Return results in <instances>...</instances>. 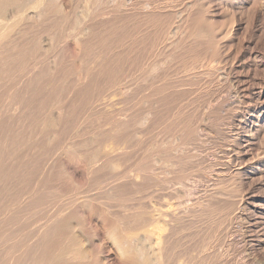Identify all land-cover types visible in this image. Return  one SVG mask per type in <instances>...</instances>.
I'll return each instance as SVG.
<instances>
[{
  "label": "rangeland",
  "instance_id": "obj_1",
  "mask_svg": "<svg viewBox=\"0 0 264 264\" xmlns=\"http://www.w3.org/2000/svg\"><path fill=\"white\" fill-rule=\"evenodd\" d=\"M26 1H28V3L30 1L35 3V4L32 3V5H34L33 7H35V5H36V7L37 6L41 7V5H44L46 3L44 5L45 6L44 9L42 8L43 10H41V8H39V7H38V9L36 7L33 8L32 5H29L31 2L29 4L27 3L28 6H30V7L26 6V8H28V10L25 11L23 14H24V17H26V15H28V14L30 15L31 13L34 12L33 14L35 15V17L37 19L34 17L33 14H31V17L33 16L32 18H35L36 20H38L36 22H32L34 24H37V25L32 24V25H34L35 29L30 28L33 26L30 25L32 18L31 17L29 18V15L27 18H29L30 20L22 21L23 23H19V24H17L19 16H18V13H16L15 11H14V13H16V14H14L12 12V10H10V9H9V12L7 11V13H10V12L13 13V14H11L12 16L9 14L10 19L9 18L6 19L7 17H9V15L7 13L5 14V15H8L7 17L4 15L3 16L0 15V17L4 18L2 20L0 18V25L2 26V27L0 26L1 29L5 28L7 23L8 24L10 23V25H8V27L5 28L3 31H7L6 29H8V31H10L9 29H11V28H9V27H12L14 30L13 31L11 30L12 32L10 31L11 34L12 33L15 34V32L16 33L18 32L19 34L23 33L22 35L20 34L22 36V38H20L21 37L20 35H18L19 37H17L16 34L15 35L12 34V37H13V35L16 37H13V39L11 41L13 43L14 42H18V43H14L13 44L14 47H13V45H10V43L12 44V42L10 41V43L8 45L11 47L8 46V48H10L11 52L13 50V54L11 53V56L12 55L13 56H12V58H8L9 60L7 59L6 63L4 62L1 64V66H3L4 68H6V66H8V64H10L11 65V66H9L10 68L8 67L10 69V71L8 69V72H7V71H5L6 69L3 70L4 68L2 69L0 67L1 68V70H0V82L3 83V84H0L1 85L0 88L2 87V89H0V94H3L7 91H9V92L11 91V95L13 94L11 96L10 93H9V95L6 93V94H3V96L1 95L2 97L0 96V102L3 103V104L1 103L3 106L0 104V108L1 109L4 108L3 109L4 111L0 109V121L2 122V123L0 122V130H1L0 131V139H1L0 140V158H1L0 159V168H1L0 170L3 171L5 169V171H4L5 173L3 172L2 173L3 175H0V182H1L0 184L3 183L2 185L7 187V188L6 187L3 188V186L0 185V202L2 201V203H0V205L2 206V207L0 206V210L2 211L3 208L7 209L9 207L8 210H6V212L0 211V215L2 213L0 218L2 217V218L7 219L9 214H10L9 217L10 216L13 217V215H14L13 212H14L16 214V217L14 215V219H16L15 220L16 223L18 222L17 224L16 223L14 224L13 223L14 219H12V221H11L12 223H10V222L8 223L9 225L11 224L10 227L8 224H6V225H8L6 227L7 229L4 228L6 226L5 225V226H2V228H4V229H2V230L0 229V230L1 231L5 230L6 232L11 231L14 233L15 232L19 233V231L22 232L24 230V228H29V234L27 233L28 229H25L24 233L26 232V234H28L29 236H30V233H34V235L31 234L32 236H30V238L31 237L32 238L29 239L28 235L25 237L26 234H24L23 232H22L23 234H20L21 233L20 232L19 233L20 236L23 235V239H22L21 238L22 236L21 237L18 236L19 234L14 236V233H13V235H12V233H7L8 234L7 235V234H5V231L4 232L0 231L2 235L3 234H4V236L6 235L5 236L6 239L4 238V236L0 235L1 236L0 242H2L4 239H5L4 240L5 242L6 241L8 242V240H12V239L16 240V242H14V244L12 241H9V243H7V242L6 243L4 242V243L9 244V245L13 244L16 247V248L13 247V249L15 248L18 250V253H15L18 255L14 256L12 254L15 251L17 252V250L12 249L11 250L12 253L9 251L11 249L10 247H12L13 245H11L9 247V245H4L2 242L1 243L2 245H4L6 248L8 247L7 249H9V250H7V251L9 253L6 252V248L4 246L3 247L5 249L2 247V245H0V249L2 248L6 252V253L4 252V254H3V251L2 252L0 251L1 252L0 255H2L0 257L2 258L4 256L2 258L4 260V258L7 257V255H8V258H6L5 261H3V263H1V258H0V263L4 264L6 262V264H7L6 260L10 261L11 259L15 262L16 259L23 256L21 254L19 255V253H20L19 251L21 250V253L23 251L21 248L24 245H27L30 241H31V244H34L38 239V237L36 235H39V233H41L40 230L42 228L44 229V226L47 227L46 226L47 222L50 224V221H51L50 219L53 216L56 217V215L53 214L57 211L56 207H59V205H60V210L62 209L61 207H63V209H64V204H65L64 202H66V204L69 202L67 204L68 210L65 206L66 210L64 212L68 213L67 211H69V210H71L72 212L74 211L76 213V216H78V218L81 219V221L83 222V223L81 222V224L78 222H75V228H74L75 230L73 232V235L77 236L80 239L82 248L87 253V260L89 262H91L92 264H133V262H135V264H157V263H160V261H158V260L159 259L162 260V258L166 257V256H165L164 252L162 253L161 250H159L160 248L158 249V245L160 247V243L157 244L158 243L157 237H159L161 235H165V236L169 237L170 235H172L171 232H169L170 235H169V233L167 234V232L170 230V228H172V230H173V228L177 227L179 222H180L179 223L180 225H178V226L179 227L181 226L180 227L181 229L180 228L178 229V227H177L176 231H177V233L182 232L181 234L178 235L179 239H181V238L182 239L180 240L181 242H179V243L177 242V244H179L180 248L181 247H184V249L186 248L185 250H183L181 248V255H182V257H180L181 259H183L185 256L186 257L188 256L185 259H187V260L190 259L191 258L190 253L193 252L191 255H192V258H193V254L195 255L194 256V263H195V261L197 262V258L199 261L200 256H201L200 258L204 257L203 259H201L200 262H197L198 264H201L203 261L204 262L202 264H205L206 262H207L206 264H210V263L216 264V263H214L215 261L217 262V264H226V263H228V264H264V0H106L107 2H105V3L108 4V6L109 5L110 6L104 7L105 3H102L103 5L102 4L101 5L104 8H102V6H100V7L103 10H101L100 7L96 8L94 6V0H53V1L51 0L52 1L51 4L53 3L52 5H54L55 3L57 4V5L55 4L52 7H49V6H51L50 3H49L50 5H47L49 0H47V2L45 0H42V1L40 0V2H39V0H37V1L36 0H34V1L33 0H30V1L26 0ZM26 1L24 2V0H23L22 3H26ZM108 1L110 2V4L108 3ZM46 7H47V11H44V10H46L45 9ZM33 9H34V11H33ZM35 9H36L37 13H35L36 12ZM39 9H40V11H39ZM56 9L58 10V12L56 11ZM41 11H44V14H47L48 17H46L47 15L44 16L43 14L39 15L40 14L39 12H41ZM104 11L106 14L104 13ZM45 12H47V13H45ZM26 13H28V14H26ZM96 13H97V15H96ZM42 15L44 16V19L47 18V20L41 19ZM35 19H33V20L35 21ZM3 20H4V22L6 21V23H4ZM9 20H10V22H9ZM29 21H30V24L28 23ZM24 22H27L28 23L27 25H30V26H28L29 28L26 27V23H24ZM3 24H5V25H3ZM18 26L19 27L21 26V27L19 28ZM57 27H59V28H57ZM164 27H166V28H164ZM169 27L171 29H173L172 35H170V37H169L168 33H170L171 29L169 30L168 29ZM173 27H175L176 29ZM26 29L27 30L31 29L32 32H30L31 30L27 32ZM81 29L83 32H81ZM160 29H161V35L166 34V38L164 37V35L162 37L160 35V37L162 39L161 44H162V41H164L166 39L167 42L165 40L164 43H167L168 45L162 44V46H161V44H160V46H159V45L155 44L156 43L155 38H156V40L158 38V40H157L158 42L160 41L159 40L160 38L158 36L160 34ZM174 29L176 31H174ZM21 30H23V31L26 30L27 33L25 32V34H24V32ZM199 30L200 31L202 30L203 32L202 31L200 32ZM64 31H66V32H64ZM162 31H164L165 33L164 32L162 33ZM207 32H209L211 34H209ZM28 33L31 35L28 36L27 35ZM190 33H191V35H190ZM201 33L205 34V36L202 34L201 35L202 37L200 36L198 38V36ZM206 33H207V36H206ZM51 34H53V35H51ZM167 34H168V37H167ZM194 34L195 35L198 34V36L197 35L195 36ZM35 37H37V38H35ZM171 37H173V40H175V41H176V37H178V38L180 37L181 39H177L179 42H177V41L175 42L172 40L173 43H171L172 41L168 40L169 38L172 39ZM18 38H19V41L21 39L20 43L17 40ZM37 39L41 43L43 42L42 45L40 43H38L39 41ZM13 40H15V41H13ZM35 40L38 42H36ZM180 40H182L181 42H183V43H181ZM169 41H170V43H168ZM194 41H195V43H194ZM22 43H23V45H22ZM176 43H177V45H178V43H181L179 48H178L179 45L175 47L174 44H176ZM15 44H17V45L20 44V47H18ZM38 44L41 45L42 47H40V46L38 47ZM182 44H184V46H181ZM152 45H153V47H152ZM165 45H167L168 48L164 47ZM25 46H27V47H25ZM33 46H37L38 50H40V51L42 50V48L45 47V49L47 51L49 50L48 51L49 55L46 53L42 54V53H40V51H38L36 54L37 49H35V48H37V47H33ZM199 46H201V47H199ZM28 47H31V49ZM160 47H162V49L165 48L166 50H162V49L160 50L159 49ZM183 47L184 48L186 47V48L182 49ZM188 47H189V49H188ZM202 47L204 48V50H203L204 52L202 51V49H203ZM13 48H16L17 51L15 52ZM151 48L153 49V51L155 48L156 51H154V52L156 53V55L152 51ZM176 48H177V50H176ZM190 48H191V50H190ZM199 48H201V50ZM169 49H174L175 51L174 50L170 51ZM196 49L197 50L199 49L203 53H205V52L206 53L203 54V53H200V51H199L198 54L200 55V57H197L198 51ZM144 50H145V52H144ZM43 51L44 50H42V52ZM176 52H178L179 56L178 55L176 56V54H177ZM157 53H158V55H157ZM160 53H162V54L160 55ZM192 53H193V55H195L194 57L191 56ZM171 54H175L174 57ZM20 55H21V57H20ZM24 55H26V56H24ZM44 55H46L47 58ZM140 55H143V56H140ZM144 55H145V57H144ZM22 56H24V57H22ZM33 56H35L36 58H34ZM138 56L140 59L138 58ZM151 56H153L154 58ZM25 57L27 59L28 58L29 59L34 58V61H35V59H37V61H38L39 58H37V57H40L41 61L39 60L40 63L38 62V65L32 71L26 72L23 70V67H21L22 69L20 68V66H23L22 63H24L23 61L26 59ZM41 57H43V58H41ZM191 57H193V58H191ZM43 59L45 60V62ZM142 59H143V61H142ZM192 59H194V60H192ZM195 59L198 62L196 64L194 63ZM114 60H115V62H114ZM156 60H157V62H155ZM185 60H187V64H188V62L190 63V61H193L194 64H192V62L190 64L192 66L195 65L194 67H196V68L193 67V69H192V66L188 68L187 66L188 65L190 66V64H188L187 66H184L186 64ZM29 61L31 63H34L33 60H28V62ZM110 61H111V63H110ZM116 61H117V63H116ZM138 61H140V63ZM148 61L150 63H152L153 61L155 62V63L153 62L152 66L156 65V63H157L158 68H156L157 66L155 68L159 69V70L158 71L156 69L152 70L151 64ZM184 61H185V63H184ZM25 62L28 63L27 60ZM16 63L17 64L19 63V64L17 65ZM135 63H136V65H135ZM158 63L160 64V66ZM128 64H129V66H128ZM106 65H108V67ZM167 65H169V66H167ZM203 65H205V66H203ZM100 66L102 68H104V67L105 68L102 69ZM114 66H115V68H114ZM197 66L199 69H197ZM12 67H14V69ZM116 67L120 68V69H117ZM141 67H142V69H141ZM148 67L151 69V70L149 69V71H153V72H150L151 75H149ZM186 67L190 70L185 69ZM145 68H146L145 71L148 73L147 78H148V80L150 78L151 81L150 80L146 81L147 78H144V76H146V74H147L146 72L144 73ZM105 69H106V71H104ZM121 69H124L125 71L124 70L122 71ZM221 69H223V70H221ZM193 70H194V73L191 72ZM116 72H118V73H116ZM113 73H116V74H113ZM156 73L159 75L157 76ZM120 74H121V76L123 75V77H121ZM49 75H51V76L49 77ZM113 75H115V76H113ZM127 76H128V78H127ZM139 76L141 79H143V81L140 78H138ZM46 77H47V79H46ZM158 77H159V79H158ZM91 78H92V80H91ZM127 79H129V80H127ZM165 79H167L169 82ZM35 80L36 81L38 80V81L36 82ZM118 80H119V82H117ZM113 81H114V83H113ZM152 81L154 83H156V85L154 83H152ZM155 81H158L159 84ZM15 82H17V83H15ZM149 82L152 83L153 86ZM64 83H65V85H64ZM105 83H107V84H105ZM109 83H110V85H109ZM111 84H112V86H111ZM146 84L149 86H147ZM10 85H13V86L10 87ZM58 85H59V88H58ZM157 85H160V88ZM165 86H167L168 88ZM8 87H9V89H5ZM23 87H25L26 89ZM152 87H154V88L152 89ZM155 87H156V89L158 88L157 91H156ZM165 88L168 90H166ZM14 89H15V91H14ZM59 89H60V91H59ZM99 90L103 91V92H100ZM151 90H154V91H151ZM19 91H21V93L23 92L24 96ZM28 92H29V95H28ZM53 94H55V95H53ZM6 95H8V96H6ZM32 95H33V97H32ZM145 95H148V96H145ZM30 96H31V99H30ZM95 96L98 98H96ZM3 97L4 98L7 97L6 98L7 100L6 99H5V101L1 100V99H4ZM145 97H147L148 99ZM8 98L13 99L14 102H12L13 101L12 100L10 103V101H8ZM27 98H29V100H27ZM47 99H49V100H47ZM146 99L148 100V102L146 101ZM97 100H99V101H97ZM165 100H166V102H165ZM106 101L108 102V105H106V103H107ZM6 102L8 104L10 103L13 106L11 107V105L9 104L10 106L8 107V105H6ZM15 102H16V104H15ZM104 102H105V104L102 105ZM143 102H145L147 104L143 105L142 104ZM170 102L172 103L171 105H170ZM248 102H250V103H248ZM13 103L15 105L19 104L21 107L19 105H17L18 107L16 109V107L14 106ZM52 103L54 106L52 105ZM55 103L61 104V105H58L55 107V105H56ZM99 103L102 106H100ZM109 103H111V104H109ZM148 103H149V105H148ZM150 103L153 105H151ZM40 104H43V105H40ZM88 104H90V105H88ZM85 105H87V106H85ZM105 105H106V107H105ZM40 106H42V107H40ZM96 106H98V107H96ZM99 106H100V108H99ZM154 106H156V108ZM13 107H15V108H13ZM47 107L48 108L50 107L49 109H51V107H52L53 110L51 109L52 111L50 114L51 115L55 114L56 117L53 116V118L55 117V119L56 118L59 119V120L58 119L55 120L56 121V125H55L56 128L55 129L56 130L59 129L58 132L60 131L59 132L60 136H59L57 131L54 132L55 129L54 130L52 129L54 134L51 130L49 131L50 133L48 132V135H50V138L47 137L48 136L47 133H44V135L46 134L45 137L43 135H41V134H43L41 131H42V129H44L43 126L45 125L44 119L51 117V115H48V117H43V116H46V114H49L47 112H50ZM164 107L166 109H164ZM184 107H185V109H184ZM10 108L12 110H10ZM40 108H42V109H40ZM58 108H61V109H58ZM167 108H169V109H167ZM47 109H48V111H47ZM144 109H146V110L150 109L153 112H150V110H149V112L151 114L148 115V114L141 112ZM17 110H19V111H17ZM83 110H84V112H83ZM120 110H122V111H120ZM43 111H45V112H43ZM57 111H59V112H57ZM62 111H64V112H62ZM86 111H88V112H86ZM92 111L95 113H93ZM109 111H110V113L113 112L112 114L115 116V118H113L114 116H112V114H110ZM124 111H126V112H124ZM155 111H157V112H155ZM18 112H19V114H18ZM120 112H121V116H120ZM146 112H148V111H146ZM89 113H90V115H89ZM137 113H138V115H136ZM140 113L141 114L143 113V114L141 115ZM171 113H172V115H171ZM116 114L119 116V118L121 117L120 118L121 120L123 119L122 122H121V120L119 121V119L116 118ZM122 114L124 115V117H122ZM9 115H11V116H9ZM40 115L42 116V119H43V120H41L42 123L41 122L39 123V120L41 119ZM110 115H111V117H110ZM139 115L141 116V119H139L140 118ZM162 115H163L164 119H163ZM142 116L144 118L146 116V119L142 120V118H143ZM159 116H161V117H159ZM168 116L170 117V119ZM2 117L3 118L6 117L7 119L6 118L3 119ZM63 117H65V118H63ZM87 117H89V118L87 119ZM148 117H149V119H147ZM150 117H151L152 122L150 121ZM171 117L172 118L174 117V120H177V123ZM104 118H106V119H104ZM127 118H129V119H127ZM36 119H38V120H36ZM113 119H115V120H113ZM171 119H172V121H171ZM107 120L109 122H107ZM117 120L120 123H118V122L116 123ZM141 120L143 121V124H142ZM146 120L147 121L149 120L153 125H151L150 122L149 121L147 122ZM183 120H185V121H183ZM99 121H101V122H99ZM90 123H93V126H92V124L89 125ZM102 123H104V124H102ZM134 123H135V125H134ZM139 123L142 124V127H140ZM154 123L156 126H154ZM35 124H36V126H35ZM9 125H11V128ZM29 125H30V127H29ZM57 125L58 126L60 125L59 126L60 128H58ZM87 125H88V127H87ZM116 125H118L120 127H118ZM131 125H133V126H131ZM143 125H144V127H143ZM148 125H150L149 126L150 129L153 128V129L149 130V132H148L149 128H147ZM37 126H39V127L41 126L40 128H42V129H40L39 127H38L39 128L38 129ZM65 126L67 128H69V130H67V128ZM97 126H99L100 128H98ZM137 126H139L141 129ZM178 126L181 127L180 129H182V130L179 129L180 130L179 131ZM77 127H79V128H77ZM113 127H115V129L117 128L116 130L119 129L118 131H120V132L122 131L124 133V135H125L126 131L129 129L126 133V134H128V135H126V137H128V138H126L124 140L120 139V137L116 138L117 134H118V131H116V130H115L117 133V134L115 133L116 137H115V135L111 136L110 134L113 135L115 132ZM62 128H64V129H62ZM70 128H72V129H70ZM82 128H84V129L82 130ZM88 128H90L89 129L90 131L88 130ZM93 128H94V131H93ZM110 128H111V130H110ZM120 128H122V130H120ZM142 128H143V130H142ZM136 129H138V130H136ZM160 129L161 130L163 129V131L161 132ZM167 129L169 132L167 131ZM176 129L178 130V132ZM195 129H196V131H195ZM244 129H247V130H244ZM39 130L41 133L39 132ZM64 130H65V132H64ZM79 130H80L81 134H79ZM144 130H146L147 132ZM184 130H185V133L188 135H191V132H189L190 133L189 134L188 131L193 130L191 138L188 139L186 142H184L186 140L184 137V134H183ZM186 130H188V131H186ZM159 131H160V133H159ZM164 131L166 134L164 133ZM181 131H182V133H181ZM73 132L76 134H71ZM91 132H93V133H91ZM110 132H112V133H110ZM129 132H132V133H129ZM2 133H3V135H2ZM149 133L152 135H150ZM11 134H12V137H11ZM51 134L55 138L57 136L56 142L58 141L57 139H60V141L57 142L58 144L62 140L61 143H63V144L61 145V143H60V148H58L59 151L57 150V147H59V145L58 144L56 145V143H51V142L55 141V140H53L54 138L51 137ZM86 134H88V135H86ZM92 134L94 137L92 136ZM97 134H99V135H97ZM193 134H195V135H193ZM32 135H33L34 139L32 138ZM121 135H123V134H121ZM136 135H138L140 137L137 136L138 138L136 139ZM154 135L156 137H154ZM188 135H186V136H188ZM3 136H4L5 140L3 139ZM75 136H77V137H75ZM150 136H151V139H150ZM193 136H194V138H193ZM84 137H86V138H84ZM95 137H97V138L95 139ZM103 137H106V139ZM113 137H115L116 139H114ZM131 137L133 139H131ZM195 137L196 138L198 137L197 139H199V140H197V139L195 140ZM108 138H109V140H107ZM122 138H124V137H122ZM134 138H135V140H134ZM140 138L142 141L140 140ZM192 138L194 141L191 140ZM46 139L51 144H49ZM110 139H111V141H110ZM118 139L121 140V143H120V140H118ZM153 139H155V141H153ZM200 139H202V140H200ZM10 140H11V142H10ZM79 140L82 142L83 146H85V147H83L80 144ZM82 140H84L85 142L90 141L92 144L89 143V144H91V145H89L88 143H85ZM96 140L99 142V145H98ZM116 140L118 142H116ZM125 140H126V143H125ZM136 140H137V142H136ZM145 140H147L148 144H147V142L145 143ZM160 140H161V142H160ZM189 140H191L192 142H190ZM30 141H31V143L33 142L31 144L32 146H30ZM123 141L125 144H123ZM138 141H139L140 145L141 144L143 145V143H145L143 145L144 147H142V145H141V147H139L140 145H139ZM196 141H198L197 142L198 144L196 143ZM34 142H36V143L34 144ZM45 142L47 143V145ZM73 142L79 144L81 147H77V144L76 145L73 144L74 146H71V147H73L74 150L73 151L70 150L71 147H69V146ZM128 142L129 143L131 142V144H129ZM11 143L12 144L15 143V144L12 145ZM24 143H25V145H24ZM156 143L159 145L160 148L158 147V145ZM187 143H189V144H187ZM199 143H201V144H199ZM27 144L29 145V147ZM38 144H39V146H38ZM52 144L55 145V147ZM66 144L68 145L67 149L70 150V152L72 151L71 153L74 154V155L71 154V157H73V156L76 157L75 160H74V158L72 159L71 157H69L68 154H70V153L64 152V151H67L66 150ZM113 144L115 146L117 145L116 147L118 148V149L117 148L115 149L113 147V149H115V152L113 150H111L112 146H114ZM135 144H136V146H135ZM164 144H165V146H164ZM1 145H3V146H1ZM45 145H46L47 149L48 148H50V149H48L46 151ZM51 145H52V147H50ZM119 145L120 146L122 145L121 148ZM154 145H155L156 149L158 147L157 150H159V151L162 150L161 147L164 148L166 153L164 151L163 152L161 151V153H162L161 154L159 151L154 149ZM197 145H198V147H195ZM10 146H12V147H10ZM25 146H26V148H25ZM33 146L35 147L34 149H33ZM86 146L90 147L89 150L91 149V152H89L87 150L88 147L86 149ZM147 146H149V148L151 147L152 150L149 148L145 149V147H147ZM191 146H193V147H191ZM61 147L62 148L64 147V148L61 149ZM92 147L93 148L98 147V148L92 150L93 149ZM124 147L126 148L125 151H124V149H125ZM137 147L139 150L136 149ZM169 147H170V149L172 148L171 149L172 152H171V150H169ZM190 147L194 148V149H191ZM16 148L18 151L16 150ZM100 148L102 149L103 152L107 151L104 153L106 158L109 155L112 157L113 154H115L112 157V159L109 161L112 164H114V162H115V164L113 165V167L115 166V168H113L112 164L110 163L111 164L110 165L108 160L104 158V155L102 154L103 152L101 151ZM42 149L45 151V153ZM75 149L78 150V151L76 150V152L78 154L80 153L79 157L77 156L78 155L77 153H74ZM104 149H106V150H104ZM175 149H177V150H175ZM109 150H110L111 154L108 152ZM129 150H131V151H129ZM142 150L143 151L151 150L150 152L152 154H150L149 151H148L149 154H147V151H146V153L145 152L142 153ZM20 151L22 152V154ZM61 151H62V154L59 153ZM82 151L86 152V154H82L84 156H86L87 154L88 155L91 154L93 156L96 155L97 158L94 156L96 159L92 158L91 159V160H93V162H92V161H89L90 159H87V157H88V155H87L86 156L87 160H86L85 157H80ZM121 151L122 152L124 151L123 153H125V154L127 152L128 153L126 155L125 154L123 155V153H122V155H121ZM153 151H156L157 153H159V156L157 153H155ZM23 152L25 153V155ZM100 152H102L100 157L103 158V159H101V161H100L99 157L97 156L100 154ZM116 152H117V154H116ZM40 153L42 155H40ZM170 153L173 155H171ZM1 154H4V155H1ZM46 154L48 156H45ZM145 154H147V155L145 156ZM164 154H165V157H163ZM167 154H169V155L167 156ZM184 154H185V156H184ZM151 155H155V156H153V158H156V156H157L158 160H156V161L158 162L160 160L158 162V164H157V162H154V159L150 158ZM170 155H171V157H169ZM121 156L122 157L127 156V157L122 158ZM142 156L143 157L145 156V157L143 158ZM13 157L16 159L14 161L15 163L12 161V160H14ZM24 157L26 158V161H25ZM109 157H108V159H109ZM117 157H118V159H117ZM161 157H162V160L166 158L167 160L169 159L168 161L173 162V163H170L167 160H164L162 162ZM167 157H169V158H167ZM175 157L176 158L179 157V159H178L179 162L177 161V159ZM17 158H19V159L21 158V159L18 160ZM22 158H23V162L21 161ZM82 158H84L87 162L89 161V163H87ZM94 159L96 160V162ZM97 159L99 160L98 162H97ZM104 159L108 163L104 161L105 164H103L104 162L102 160H104ZM137 159H138V162L136 161ZM147 159L151 160V164H152L150 166L151 169L149 168V169L143 171V169L141 168V166H142L141 164H143ZM172 159H174V160H172ZM3 160H5V161H3ZM33 160H34V162H33ZM113 160H114V162H112ZM180 160H181V162H180ZM17 161H19V162L21 161L22 163L27 162L26 166L24 164L22 166L21 165L22 163L20 162L21 163L20 164ZM65 161H68V162H65ZM91 162L94 164H96V163L97 164L94 165ZM183 162H185V163H183ZM61 163H62V165H61ZM99 163L103 169L100 167V165H98ZM134 163H136V164L134 165ZM181 163H183L184 165ZM32 164H33V166H32ZM58 164H59V166H58ZM154 164H155L156 168L154 167ZM69 165H72V167ZM93 165L95 167L98 165L96 167L97 169L95 167H93ZM90 166H91V169H90ZM108 166H109V168H108ZM110 166H111V168H110ZM132 166H134V168ZM137 166L142 169V173H141L140 168H139V171L137 170L138 169ZM161 166H164L166 169L164 167H161ZM98 167L100 168L99 170H98ZM152 167L155 169H153ZM58 168H60V169H58ZM69 168L71 170L67 171V169H69ZM93 168H95L96 171ZM112 168L115 170L112 171L113 170ZM26 169H27V172H26ZM30 169H32V170H30ZM34 169L35 170L39 169L37 172H40V173L43 172L44 176L42 175V173H41V175L40 174L38 175V173H37L38 176H36V172H34L35 174L32 172ZM65 169H66V171H65ZM59 170H60V172L62 170V172L59 173L58 172ZM109 170H111L112 172ZM44 171H46V172H44ZM69 171L71 173H69ZM76 171H77V173H76ZM90 171H91V173H90ZM162 171L165 173V175ZM7 172L8 173L10 172V174H7ZM11 172L13 174H11ZM73 172L76 174V176H74L75 174ZM105 172H106V174H105ZM124 172H125V174H124ZM143 172H144V174H143ZM149 172L151 173V176H150V174L147 176H149L148 179H151V177H152V179H154V180L151 179L152 181L148 180L147 177L146 178L144 177L146 175V173L148 174ZM109 173H112V174H109ZM115 173H116V175H115ZM120 173H122L121 174L122 176L119 175ZM161 173H163V175ZM56 174H57V176L58 175L59 176L57 177ZM71 174H72V176H71ZM142 174H143V176H141ZM152 174L153 175L156 174L157 176L156 175L153 176ZM160 174H161V176H159ZM46 175H48V176H46ZM112 175L115 177H112ZM123 175H125V176H123ZM176 175H177V177H178V175L179 176L181 175L182 178L185 180V182L182 178H180L181 176L179 178H177ZM183 175L184 176L186 175L185 177H187V178H185ZM1 177H3V178H1ZM4 177H7V179ZM18 177H20V179ZM27 177H28V179H26ZM39 177H41L42 180H40ZM76 177H78V179ZM91 177H93V178H91ZM100 177H102V178H100ZM111 177L114 178L115 181L113 179H111ZM163 177H164V179H163ZM56 178L57 179L59 178V179L57 180ZM94 178H95V180H94ZM105 178H106V180H105ZM76 179L78 181L80 179V183ZM15 180H16V182H15ZM75 180H76V182H75ZM155 180H157V185H154V186H156L158 188H156L154 186H150V184H149L150 182L153 184H156ZM179 180H180V182H179ZM25 181H26V183H25ZM27 181H31V183L27 182ZM98 181L100 184L98 183ZM148 181H150V182H148ZM158 181H159V183H158ZM161 181L163 184L161 183ZM187 182H189V183H187ZM46 183L47 184L49 183L48 184L49 187ZM81 183H82V185H81ZM143 183H145V184H143ZM175 183H177V184H175ZM38 184H40V185H38ZM43 184L46 186H44ZM165 184H167L169 186V188H167L168 186ZM99 185H100V188L98 187ZM26 186H28V188ZM104 186H105V188H104ZM130 186H131V188H130ZM141 186L143 187V189L141 188ZM151 187H153L154 189ZM25 188H27V189H25ZM101 188H104L105 190L101 189ZM137 188H139L140 191ZM215 188H216V190H215ZM54 189H55V191H54ZM34 190L36 192L40 191V192H45V193L47 191V193H49V194L51 192V195L53 197L50 196L49 197V198H51L50 200H54L53 203L57 202L58 205L56 203V204H54V206L50 205L52 207H49V204L45 200L46 202L41 206V207L45 206L46 208H44V209L41 208L40 206H39L40 208H37L38 207L37 206L36 207L37 209L30 207L28 205L29 204L28 201L31 199V196L33 195L32 192L35 193ZM51 190L53 192H56L54 194H56V195L58 194L59 197L64 196L63 199H62V197H60L63 200L64 204L59 203V202H62V200L60 201V198L58 196L53 195V192ZM108 190H110V191H108ZM118 190H120V191H118ZM125 190L127 191L128 194H126ZM129 190H131V191H129ZM221 191H222V193H221ZM2 192L4 193V195ZM154 194H156L155 197H154ZM15 195H17V196H15ZM119 195H120V198H119ZM121 195H123V196L121 197ZM124 195H126V196L128 195L129 199H131L130 197H132L133 199L126 200L127 197ZM149 195H150V197H149ZM211 195H212V197H210ZM19 196L22 200L19 198ZM65 196H66V199H65ZM114 196H116L115 200H114V198H115ZM214 196L216 198H214ZM125 197H126V199H125ZM7 198H9L10 200ZM74 198L76 199V202H75ZM117 198H118V201H116ZM121 198H124L125 200L123 199V202H122ZM68 199L69 200L71 199V200L69 201ZM207 199L209 200V202H207L208 201ZM119 200L122 203H124V201H125V203L122 204L119 202ZM10 201H11V203H9ZM128 201H129V203H128ZM210 202H211V204H210ZM223 202H225L226 204ZM126 203H128V204L132 203L133 206H131V205L129 206L128 204L126 205ZM12 204H13V206H14V204L15 205L17 204V207L18 206L19 207L15 209L12 206ZM46 204H48V205H46ZM69 204L71 207L69 206ZM134 204H137L138 206H135L136 207L135 208ZM217 204L219 206H217ZM22 205L23 206L27 205V206L23 207ZM61 205H63V206H61ZM123 205H126V206H123ZM139 205L142 206L141 208H143V209H141L139 207ZM206 205H209L210 207L206 206ZM10 206L13 207L12 210H11ZM200 206L203 207L204 211L202 210V208ZM211 206L214 207L215 210H213L214 208H212ZM26 207H28L30 209H28ZM19 208L21 210H19ZM48 208H50V209L47 210ZM51 208L55 209L56 211L54 210L55 211L54 212L53 210H51ZM138 208L140 209L142 214L140 213ZM185 208H186V212L183 210ZM196 208L198 210H196ZM17 209L19 211H21V213H19V211ZM208 209H211V210H208ZM13 210H15V211L17 210L18 212L17 211L15 212ZM42 210L43 211L47 210L49 212L48 213L46 211L48 214L46 212H43V213H45L44 216L48 215V216H46V218H48L49 216L51 217L52 214H53V216L51 218L49 217L50 219L49 220L47 219L48 221H45L46 220V219L44 220L45 217L44 216H43V218L41 217L43 215ZM137 210L139 212H137ZM142 210L144 212L149 211V214H146V212L144 214V215L148 216V218L143 217L144 215H143ZM163 210H165V211H163ZM39 211H40V213H39ZM58 211H59V209H58ZM71 211H69V212L71 213ZM167 211H169V213ZM7 212H10V213L6 214ZM64 212H63V215L65 214ZM131 212L138 213L139 215L133 214L134 215L133 216L131 214ZM174 212H175V214H177V216L171 215V214H174ZM208 212H209V214H208ZM210 212H212V214ZM215 212H216V214H213ZM18 213L20 214V216H18ZM126 213H127V215H126ZM224 213H226V214H224ZM40 214H42V215H40ZM124 214H125L126 218L124 217ZM149 215H151L150 220H149ZM180 215L182 217H181V220L179 221ZM183 215H185V216H183ZM129 216H131V219ZM135 216H140V217H135ZM212 216H214V217H212ZM40 218H42L44 221ZM134 218H136L140 222V224H144L145 220L147 222L145 223V225H141V227H139L140 224L137 223L138 221ZM140 218L141 219L143 218V219L141 220ZM5 219H2L1 222L4 221ZM17 219H18V221H17ZM20 219H23L22 221H24L25 223L22 222ZM133 219L135 221H137L136 224L137 225L139 224L138 226L135 224V221ZM192 219H193V221H192ZM19 220H20L22 226H25V227H23V229H21L22 227H20V230H19L18 229L19 227L16 226V229L18 231H13L15 229H13L14 227H12V225L13 226L18 225L20 223ZM188 220L192 221L191 222L192 225ZM203 220L204 221L206 220V221L204 222ZM210 220L212 223L210 222ZM41 221H43L44 224ZM167 221L171 225H169V223ZM182 221L183 222L187 221V223L182 224ZM175 222H177V224ZM209 222L211 223V225ZM215 222H217V224ZM28 224H29V227H26V225H28ZM38 224H40V226ZM172 224H176V226L173 227L174 225L172 226ZM186 224L189 226L187 227ZM193 224H195V225H193ZM30 225H33V226H30ZM41 225H43L42 228H41ZM182 225H184V226L186 225V227H184V226L182 227ZM0 226H1V224H0ZM91 226H92V228H91ZM144 226H146V227L144 228ZM169 226H171V227H169ZM95 227L97 230H95ZM142 227L144 229H141ZM189 227L192 230L188 229L189 232H187L186 230ZM192 227L195 230V233H193V234H192V232H194V230ZM38 228H41V229L37 230ZM146 228H147V230H145ZM196 229H198V230H196ZM178 230H180V231H178ZM183 230L186 232H184ZM199 230H200V235L198 234ZM101 233H102V235H101ZM207 233H208L207 236L208 237L210 236L209 238H211L212 237L211 234H213V237H212L213 239L212 238L208 239V237L206 236ZM191 234L193 236H191ZM10 235L12 236V238ZM99 236H101V237H99ZM186 236H187V238H185ZM222 236H223V238H222ZM8 237H10L11 239H9ZM17 237L20 238V240L21 239L24 240L23 241L24 243H22L21 242L22 240H21L20 241L21 243L19 244L18 243L19 241H17L18 239H16ZM197 237L200 238V240L198 238V240H199L198 243H197V239H196ZM26 238L29 239V240H27L28 243L26 241ZM175 239H177L176 241H179L177 236H174L173 239H172V237H170V240L169 239H167V240L172 241L174 243ZM186 239L188 241L192 239L191 240L192 242L190 241L189 244H186L188 242V241L185 242ZM193 239H195V240H193ZM207 239H208V241L209 240L210 241L207 242ZM219 240H221V241H219ZM193 241H194V245L196 244L195 246H193V244H191V243H193ZM212 241H213V243H212ZM10 242H11V244H10ZM182 242L185 244H183ZM205 242H206V244H204ZM200 243L202 245L199 246ZM18 244H19V246L21 244H23V245H21L22 247L21 246L19 247ZM210 244H211V246H210ZM204 245L207 247H205ZM187 246H191V247L189 248ZM209 247H211L213 250ZM213 247H215V248H213ZM26 248H27V246H26ZM26 248L23 247L24 251L26 250ZM188 248L191 250L193 249L196 252L194 253L193 250L191 252V250L190 251L187 250ZM205 248H207V249L205 250ZM199 249H202V250H200L201 252L199 251ZM214 249L216 250V252ZM182 251H184V252L182 253ZM187 251L190 252L189 255L186 254V253H188ZM202 251H203V253H202ZM206 251L208 252V254H211L213 251V253L215 254V255H213V257H215V258H213L210 255L208 256ZM23 253H25V252H23ZM159 253L163 254L164 256L159 254ZM196 253H198L199 256H196V255H198ZM5 254H6V256H5ZM183 254H184V256H183ZM216 255H217V257H216ZM12 256H13V258H15L16 256L17 257H16V259H13V258H11ZM161 256H162V258H161ZM205 256H206V258H207V256L209 258L206 260L209 261L211 259L209 261L210 263H208V261L204 260ZM9 257H10V259H9ZM156 257H158V258H156ZM195 257H197L196 260H195ZM132 258H133V260H132ZM155 258L158 260H155ZM167 258H169V260L172 259L171 257H167ZM167 258H165V259L163 258L164 264H165V262H166V264H168V262H170ZM27 259H25V260L23 259V262L25 263V261H27ZM135 259H137L136 260L137 262L134 261ZM166 259H167V261H165ZM191 259L188 261L190 263H193V259L192 260ZM12 260L9 263L15 264ZM218 260L219 261L222 260L221 263ZM28 261H27L28 262L27 264H29L31 262V259ZM211 261L212 262L214 261V262L212 263ZM161 262H162L161 264H163V261H161ZM223 262H226V263H223ZM171 263L172 264L175 263L174 260H171L170 264ZM16 264H17V260H16Z\"/></svg>",
  "mask_w": 264,
  "mask_h": 264
},
{
  "label": "bare ground",
  "instance_id": "obj_2",
  "mask_svg": "<svg viewBox=\"0 0 264 264\" xmlns=\"http://www.w3.org/2000/svg\"><path fill=\"white\" fill-rule=\"evenodd\" d=\"M25 1H26V0H24V2H25ZM29 1H30V0H29ZM33 1H34V0H33ZM36 1H37V0H36ZM41 1H42V0H41ZM45 1L47 2V0H45ZM52 1H53V0H52ZM52 1L49 0V2L47 3V5H50ZM103 1H104V0H94V6H95L96 8H99L100 6L103 5L102 3L107 2L106 0H105L104 2H103ZM22 2H23V0H0V15H1V16L4 15V16L7 17L9 14L11 15V14H13L14 11H15L16 13H18V16H19V19H18V21H17V24H19V23H23L22 21L30 20L29 18L31 17V14H33L34 12L31 13L30 15H29L28 13H26V14L29 15V18H27L28 15H26V17H24V14H23V13H24L25 11L28 10V8H26V6H27V7H30V6H28V4H29L31 1H30L29 3H28V1H26V3H22ZM39 2H40V0H39ZM27 3H28V4H27ZM32 3H33V2H31L29 5H32ZM49 3H50V4H49ZM108 3L110 4L109 1H108ZM26 4H27V5H26ZM33 4H35V3H33ZM41 4H42V3H41ZM43 4H44V3H43ZM45 4H46V3H45ZM45 4H44V5H45ZM52 4H53V3H52ZM52 4H51V6H49V7L54 6L56 3H55L54 5H52ZM101 4H102V5H101ZM105 4H106V3H105ZM105 4H104V7H105V6H108V4H106V5H105ZM44 5H41V7H40V6H37V7H36V5H35V7H36L37 9H38V7H39V8H41V10H43L44 7H45ZM56 5H57V4H56ZM33 6H34V5H32V7H33ZM109 6H110V5H109ZM109 6H108V7H109ZM35 7H33V8H35ZM104 7L102 6V8H104ZM42 8H43V9H42ZM106 8H107V7H106ZM9 9L12 10L13 13H12V12L7 13V11L9 12ZM29 9H30V8H29ZM45 9H46V10H44V11H47V7H46ZM100 9H101V7H100ZM30 10H31V9H30ZM101 10H103V9H101ZM33 11H34V9H33ZM35 11H36V9H35ZM39 11H40V9H39ZM44 11L39 12V13H40L39 15H41V14H43L44 16L47 15V14H44ZM56 11L58 12L57 9H56ZM31 12H32V11H31ZM93 12H94V11H93ZM99 12H100V11H99ZM6 13H7L8 15H5ZM16 13H14V14H16ZM35 13H37V11H36ZM45 13H47V12H45ZM94 13H95V12H94ZM100 13H101V12H100ZM100 13H99V14H100ZM104 13H105V11H104ZM105 14H106V13H105ZM10 15H9V17H7V18L5 17V18H6V19H8V18L10 19ZM33 15H34V14H33ZM43 15H42V18H41V19H44V16H43ZM93 15H94V14H93ZM96 15H97V13H96ZM11 16H12V15H11ZM14 16H15V15H14ZM32 17H33V16H32ZM32 17H31V18H32ZM34 17H35V15H34ZM46 17H48V15H47ZM0 18H1V20L4 19L3 17H0ZM16 18H17V17H16ZM35 18H36V17H35ZM35 18H32L31 24H30V21H29L28 23H29L30 25L34 24V23H32V22H36V21H38V20H36L37 18H36V19H35ZM33 19H35V21H34ZM41 19H40V20H41ZM12 20H13V19H12ZM15 20H16V19H15ZM15 20H14V21H15ZM44 20H47V18L44 19ZM41 21H42V20H41ZM3 22H4V20H3ZM9 22H10V20H9ZM44 22H45V21H44ZM4 23H6V21H5ZM24 23H26V27L29 28L28 26H30V25H27V24H28L27 22H24ZM37 23H38V22H37ZM40 24H41V23H40ZM3 25H5V24H3ZM8 25H10V23H9V24L7 23L5 28H7ZM21 25H22V24H21ZM34 25H37V24H34ZM34 25H32L33 27H30V28H34V29H35ZM0 26H1V25H0ZM41 26H42V25H41ZM41 26H40V27H41ZM56 26H57V25H56ZM60 26H61V25H60ZM60 26H59V27H60ZM1 27H2V26H1ZM1 27H0V67L3 69L4 67L1 66V64L4 63V62L6 63V62H7V59H8V58H12V56H13V55L11 56V53L13 54V50H12V52H11L10 48H8V46H9L8 44H9L10 41L13 39V37H16V36H14L15 34L17 35V37H19L18 35H20L21 33L19 34V33L17 32V33H18V34H17V33L14 31L15 34L12 33V34H14L13 37H12V34L10 33L11 30H12V31L14 30L12 27H9V28H11V29H9L10 31H8V29H6L7 31H3L5 28L1 29ZM18 27H19V26H18ZM20 27H21V26H20ZM20 27H19V28H20ZM22 27H23V26H22ZM24 27H25V26H24ZM36 27H37V26H36ZM59 27H57V28H59ZM164 28H166V27H164ZM173 28H175V27H173ZM199 28H200V27H199ZM22 29H23V28H22ZM36 29H37V28H36ZM168 29L170 30L171 28L169 27ZM175 29H176V28H175ZM175 29H174V31H176ZM197 29H198V28H197ZM26 30H27V29H26ZM26 30H25V31L21 30V31H23L24 34H25ZM30 30H31V29L27 30V32L30 31ZM58 30H59V29H58ZM65 30H66V29H65ZM162 30H163V29H162ZM166 30H167V29H166ZM172 30H173V29H171V31H170L171 34L168 33V34H169V37H170V35H172ZM203 30H204V29H203ZM12 31H11V32H12ZM19 31H20V30H19ZM35 31H36V30H35ZM38 31H39V30H38ZM51 31H52V30H51ZM199 31H200V30H199ZM201 31H202V30H201ZM201 31H200V32H201ZM27 32H26V33H27ZM30 32H32V30H31ZM30 32H29V33H30ZM41 32H42V31H41ZM64 32H66V31H64ZM81 32H83L82 29H81ZM163 32H164V31H162V33H163ZM167 32H168V31H167ZM202 32H203V31H202ZM29 33L27 34L28 36L31 35V34H29ZM156 33H157V32H156ZM158 33H159V32H158ZM164 33H165V32H164ZM191 33H192V32H191ZM191 33H190V35H191ZM207 33H209V32H207ZM207 33H206V36H207ZM22 34H23V33H22ZM22 34H21V35H22ZM48 34H49V33H48ZM168 34H167V37H168ZM173 34H174V33H173ZM202 34H203V33H201L199 36H198V34H196V35H197L198 38H199ZM209 34H211V33H209ZM21 35H20V36H21ZM51 35H53V34H51ZM160 35H161V29H160V34L158 35L159 38H160V39H159V40H160V41H159L160 43L157 41L158 38H157V40H156V38H155L156 43L154 42L155 44H157V45H159V46H160V44H161V40H162L161 37L164 35V37L166 38V34L161 35V37H160ZM190 35H189V36H190ZM194 35H195V34H194ZM196 35H195V36H196ZM203 35L205 36V34H203ZM23 36H24V35H23ZM28 36H27V37H28ZM173 36H174V35H173ZM189 36H188V37H189ZM30 37H31V36H30ZM38 37H39V36H38ZM156 37H157V36H156ZM174 37H175V36H174ZM201 37H202V36H201ZM20 38H22V36H21ZM35 38H37V37H35ZM171 38H172V39L169 38L168 40H171V41H172V40H173V37H171ZM182 38H183V37H182ZM196 38H197V37H196ZM196 38H195V39H196ZM38 39H39V38H38ZM38 39H37V40H38ZM47 39H48V38H47ZM163 39H164V38H163ZM177 39H181V38H180V37H179V38L176 37V41L179 42ZM200 39H201V38H200ZM17 40L19 41V38H18ZM17 40H16V41H17ZM39 40H40V39H39ZM39 40H38V41H39ZM165 40H166V39H165ZM165 40H164V41H165ZM193 40H194V39H193ZM198 40H199V39H198ZM13 41H15V40H13ZM20 41H21V39H20ZM20 41H19V43H20ZM35 41H36V40H35ZM35 41H34V42H35ZM38 41H36V42H38ZM164 41H162V44H167V43H164ZM173 41H175V40H173ZM173 41H172L171 43H173ZM176 41H175V42H176ZM181 41H182V40H180V42H181ZM202 41H203V40H202ZM202 41H201V42H202ZM11 42H12V41H11ZM166 42H167V40H166ZM175 42H174V43H175ZM201 42H200V43H201ZM204 42H205V41H204ZM14 43H18V42H14ZM14 43L12 42V44L10 43V45H13ZM38 43H40V44L42 45L43 42L41 43V42L39 41ZM146 43H147V42H146ZM146 43H145V44H146ZM168 43H170V41H169ZM181 43H183V42H181ZM181 43H178L179 46L177 45V43L174 44V45H175V47L178 46V48H179ZM184 43H185V42H184ZM194 43H195V41H194ZM205 43H206V42H205ZM31 44H32V43H31ZM147 44H148V43H147ZM162 44H161V46H162ZM206 44H207V43H206ZM210 44H211V43H210ZM15 45H17V44H15ZM22 45H23V43H22ZM35 45H36V44H35ZM41 45L38 44V47H39V46L42 47ZM132 45H133V44H132ZM153 45H154V44H153ZM153 45H152V47H153ZM157 45H156V46H157ZM167 45H168V44H167ZM167 45H165L164 47H167V48H168ZM193 45H194V44H193ZM17 46L20 47V44L17 45ZM159 46H158V47H159ZM169 46H170V45H169ZM172 46H173V45H172ZM181 46H184V44H182ZM196 46H197V45H196ZM206 46H207V45H206ZM206 46H205V47H206ZM9 47H11V46H9ZM13 47H14V45H13ZM18 47H17V48H18ZM25 47H27V46H25ZM33 47H37V46H33ZM38 47L35 48V49H37L36 54H37L38 51H40V50H38ZM189 47H190V46H189ZM189 47H188V49H189ZM191 47H192V46H191ZM194 47H195V46H194ZM199 47H201V46H199ZM28 48L31 49V47H28ZM142 48H143V47H142ZM148 48H149V47H148ZM155 48H156V47H155ZM155 48H154V51H156ZM185 48H186V47H185ZM185 48L183 47L182 49H185ZM192 48H193V47H192ZM202 48H203V47H202ZM208 48H209V47H208ZM208 48H207V49H208ZM13 49H14L15 52L17 51L16 48H13ZM39 49H40V48H39ZM109 49H110V48H109ZM145 49H146V48H145ZM151 49H152V48H151ZM159 49L161 50L162 47H160ZM199 49L201 50V48H199ZM199 49H198V50L196 49V50L198 51V52H197V57H200V55L198 54L199 51H200ZM20 50H21V49H20ZM24 50H25V49H24ZM42 50H44V51L42 52ZM42 50L40 51V53H42V54H43V53H46V54L49 55V52H48L49 50L47 51V50L45 49V47L42 48ZM162 50H166V49L164 48V49H162ZM169 50L172 51V50H174V49H169ZM176 50H177V48H176ZM180 50H181V49H180ZM190 50H191V48H190ZM203 50H204V48L202 49V51H203ZM21 51H22V50H21ZM146 51H147V50H146ZM152 51H153V49H152ZM154 51H153V52H154ZM167 51H168V50H167ZM174 51H175V50H174ZM174 51H173V52H174ZM178 51H179V50H178ZM202 51H200V53H203V52H204V51H203V52H202ZM207 51H208V50H207ZM210 51H211V50H210ZM214 51H215V50H214ZM23 52H24V51H23ZM32 52H33V51H32ZM47 52H48V53H47ZM144 52H145V50H144ZM159 52H160V51H159ZM162 52H163V51H162ZM21 53H22V52H21ZM154 53H155V52H154ZM164 53H165V52H164ZM176 53H177V54H176ZM176 53H175L176 56H177V55L179 56L178 52H176ZM205 53H206V52H205ZM205 53H203V54H205ZM210 53H211V52H210ZM215 53H216V52H215ZM33 54H34V53H33ZM33 54H32V55H33ZM139 54H140V53H139ZM141 54H142V53H141ZM145 54H146V53H145ZM161 54H162V53H160V55H161ZM168 54H169V53H168ZM175 54H171V55H173V57H174ZM29 55H30V54H29ZM29 55H28V56H29ZM148 55H149V54H148ZM155 55H156V53H155ZM157 55H158V53H157ZM165 55H166V54H165ZM165 55H164V56H165ZM212 55H213V54H212ZM14 56H15V55H14ZM24 56H26V55H24ZM24 56H22V57H24ZM28 56H27V57H28ZM30 56H31V55H30ZM37 56H38V55H37ZM44 56L47 58L46 55H44ZM129 56H130V55H129ZM140 56H143V55H140ZM168 56H169V55H168ZM191 56L194 57L195 55H193V53H192ZM225 56H226V55H225ZM20 57H21V55H20ZM33 57L36 58L35 56H33ZM144 57H145V55H144ZM151 57H153V56H151ZM171 57H172V56H171ZM193 57H191V58H193ZM25 58H26V57H25ZM34 58H33V59H31V58H30V59H29V58L27 59V58H26V59L23 61L24 63L21 62V63L23 64V66H20V68L23 67V70L26 71V72H28V71H29V72L32 71V70L38 65V62L40 63V61H41L40 57H37V58H39L38 61H37V59H35V61H34ZM41 58H43V57H41ZM129 58H130V57H129ZM138 58H139V56H138ZM153 58H154V57H153ZM195 58H196V57H195ZM44 59H45V58H44ZM44 59H43V60H44ZM115 59H116V58H115ZM139 59H140V58H139ZM156 59H157V58H156ZM159 59H160V58H159ZM8 60H9V59H8ZM10 60H11V59H10ZM17 60H18V59H17ZM19 60H20V59H19ZM26 60H27V62H28V60H33L34 63H31L30 61H29L28 63H26V62H25ZM39 60H40V61H39ZM101 60H102V59H101ZM126 60H127V59H126ZM128 60H129V59H128ZM131 60H132V59H131ZM192 60H194V59H192ZM198 60H199V59H198ZM202 60H203V59H202ZM202 60H201V61H202ZM87 61H88V60H87ZM87 61H86V62H87ZM108 61H109V60H108ZM133 61H134V60H133ZM142 61H143V59H142ZM161 61H162V60H161ZM185 61H186V64H185L184 66H187V65L190 64L191 62H192V64H194V63H195V64L198 63V62L196 61V59H195V62H194V63H193V61H190V60H189L190 63L188 62V64H187V60H185ZM185 61H184V63H185ZM201 61H200V62H201ZM203 61H204V60H203ZM203 61H202V62H203ZM8 62H9V61H8ZM10 62H11V61H10ZM44 62H45V60H44ZM44 62H43V63H44ZM114 62H115V60H114ZM130 62H131V61H130ZM134 62H135V61H134ZM138 62L140 63V61H138ZM148 62H149V61H148ZM153 62H154V61H153ZM153 62H152V63L149 62V63L151 64V69H152V70L158 68L157 63H156V65L152 66ZM155 62H157V60H156ZM155 62H154V63H155ZM200 62H199V63H200ZM25 63H26V64H25ZM29 63H30V64H29ZM107 63H108V62H107ZM110 63H111V61H110ZM116 63H117V61H116ZM144 63H145V62H144ZM7 64H8V63H7ZM16 64H17V63H16ZM18 64H19V63H18ZM18 64H17V65H18ZM104 64H105V63H104ZM124 64H125V63H124ZM129 64H130V63H129ZM129 64H128V66H129ZM158 64H159V63H158ZM3 65H4V64H3ZM14 65H15V64H14ZM17 65H16V66H17ZM39 65H40V64H39ZM97 65H98V64H97ZM108 65H109V64H108ZM108 65H106V66L108 67ZM110 65H111V64H110ZM115 65H116V64H115ZM135 65H136V63H135ZM138 65H139V64H138ZM144 65H145V64H144ZM161 65H162V64H161ZM9 66H11V65L8 64V66H6V68H4L3 70L6 69L5 71L8 72V69L10 68ZM16 66H15V67H16ZM126 66H127V65H126ZM130 66H131V65H130ZM156 66H157V67H156ZM159 66H160V64H159ZM163 66H164V65H163ZM167 66H169V65H167ZM191 66H192V65L190 64V66L188 65L187 67L189 68V67H191ZM194 66H195V65H194ZM194 66H192V69H193ZM199 66H200V65H199ZM203 66H205V65H203ZM8 67H9V68H8ZM100 67H101V66H100ZM155 67H156V68H155ZM187 67H186L185 69H188ZM200 67H201V66H200ZM212 67H213V66H212ZM1 68H0V70H1ZM12 68L14 69V67H12ZM101 68H102V67H101ZM104 68H105V67H104ZM104 68H102V69H104ZM114 68H115V66H114ZM116 68H117V67H116ZM122 68H123V67H122ZM139 68H140V67H139ZM162 68H163V67H162ZM194 68H196V67H194ZM18 69H19V68H18ZM21 69H22V68H21ZM117 69H120V68H117ZM117 69H116V70H117ZM129 69H130V68H129ZM136 69H137V68H136ZM141 69H142V67H141ZM149 69H150V68L148 67L149 75H151L150 72H153V71H149ZM151 69H150V70H151ZM166 69H167V68H166ZM192 69H191V70H192ZM197 69H199L198 66H197ZM223 69H224V68H223ZM223 69H221V70H223ZM11 70H12V69H11ZM15 70H16V69H15ZM85 70H86V69H85ZM100 70H101V69H100ZM109 70H110V69H109ZM121 70L123 71L124 69H121ZM145 70H146V68L144 69V73L146 72ZM156 70L158 71L159 69H156ZM156 70H155V71H156ZM163 70H164V69H163ZM188 70H190V69H188ZM219 70H220V69H219ZM9 71H10V69H9ZM101 71H102V70H101ZM101 71H100V72H101ZM104 71H106V69H105ZM118 71H119V70H118ZM124 71H125V70H124ZM126 71H127V70H126ZM129 71H130V70H129ZM142 71H143V70H142ZM160 71H161V70H160ZM195 71H196V70H195ZM198 71H199V70H198ZM198 71H197V72H198ZM225 71H226V70H225ZM1 72H2V71H1ZM120 72H121V71H120ZM191 72L194 73V70L191 71ZM197 72H196V73H197ZM111 73H112V72H111ZM116 73H118V72H116ZM116 73H113V74H116ZM123 73H124V72H123ZM142 73H143V72H142ZM144 73H143V74H144ZM146 73H147V72H146ZM154 73H155V72H154ZM164 73H165V72H164ZM3 74H4V73H3ZM50 74H51V73H50ZM105 74H106V73H105ZM121 74H122V73H121ZM121 74H120V76H121ZM156 74H157V73H156ZM46 75H47V74H46ZM46 75H45V76H46ZM109 75H110V74H109ZM128 75H129V74H128ZM144 75H145V74H144ZM147 75H148V73L146 74V76H144V78H147ZM158 75H159V74H157V76H158ZM50 76H51V75H49V77H50ZM111 76H112V75H111ZM111 76H110V77H111ZM113 76H115V75H113ZM141 76H142V75H141ZM25 77H26V76H25ZM28 77H29V76H28ZM121 77H123V75H122ZM125 77H126V76H125ZM142 77H143V76H142ZM148 77H149V76H148ZM151 77H152V76H151ZM44 78H45V77H44ZM113 78H114V77H113ZM127 78H128V76H127ZM138 78H140V76H139ZM138 78H137V79H138ZM154 78H155V77H154ZM156 78H157V77H156ZM31 79H32V78H31ZM46 79H47V77H46ZM46 79H45V80H46ZM109 79H110V78H109ZM121 79H122V78H121ZM140 79H141V78H140ZM158 79H159V77H158ZM158 79H157V80H158ZM28 80H29V79H28ZM91 80H92V78H91ZM91 80H90V81H91ZM114 80H115V79H114ZM127 80H129V79H127ZM132 80H133V79H132ZM141 80L143 81V79H141ZM144 80H145V79H144ZM149 80H150V78H149ZM149 80H148V78H147L146 81H149ZM165 80H167V79H165ZM33 81H34V80H33ZM33 81H32V82H33ZM35 81H36V80H35ZM37 81H38V80H37ZM37 81H36V82H37ZM40 81H41V80H40ZM43 81H44V80H43ZM130 81H131V80H130ZM142 81H141V82H142ZM150 81H151V80H150ZM158 81H159V80H158ZM158 81H155V82H157V83L159 84ZM160 81H161V80H160ZM167 81H168V80H167ZM51 82H52V81H51ZM117 82H119V80H118ZM133 82H134V81H133ZM168 82H169V81H168ZM15 83H17V82H15ZM29 83H30V82H29ZM38 83H39V82H38ZM62 83H63V82H62ZM89 83H90V82H89ZM113 83H114V81H113ZM125 83H126V82H125ZM142 83H143V82H142ZM146 83H147V82H146ZM149 83H150V82H149ZM152 83H154V82L152 81ZM152 83H150V84L152 85ZM0 84H3V83L0 82ZM66 84H67V83H66ZM81 84H82V83H81ZM105 84H107V83H105ZM144 84H145V83H144ZM147 84H148V83H147ZM147 84H146V85H147ZM154 84L156 85V83H154ZM160 84H161V83H160ZM170 84H171V83H170ZM59 85H60V84H59ZM59 85H58V88H59ZM64 85H65V83H64ZM90 85H91V84H90ZM109 85H110V83H109ZM115 85H116V84H115ZM155 85H154V86H155ZM0 86H1V85H0ZM11 86H13V85H10V87H11ZM42 86H43V85H42ZM82 86H83V85H82ZM82 86H81V87H82ZM111 86H112V84H111ZM147 86H149V85H147ZM152 86H153V85H152ZM157 86H159V88H160V85H157ZM31 87H32V86H31ZM60 87H61V86H60ZM104 87H105V86H104ZM104 87H103V88H104ZM165 87H167V86H165ZM23 88H25V87H23ZM27 88H28V87H27ZM40 88H41V87H40ZM90 88H91V87H90ZM148 88H149V87H148ZM153 88H154V87H152V89H153ZM167 88H168V87H167ZM0 89H2V87H1ZM5 89H9V87H8V88H5ZM25 89H26V88H25ZM31 89H32V88H31ZM37 89H38V88H37ZM63 89H64V88H63ZM138 89H139V88H138ZM155 89H156V87H155ZM157 89H158V88H157ZM157 89H156V91H157ZM165 89H166V88H165ZM10 90H11V89H10ZM104 90H105V89H104ZM142 90H143V89H142ZM166 90H168V89H166ZM14 91H15V89H14ZM59 91H60V89H59ZM61 91H62V90H61ZM99 91H100V90H99ZM106 91H107V90H106ZM145 91H146V90H145ZM151 91H154V90H151ZM16 92H17V91H16ZM19 92L21 93V91H19ZM19 92H18V93H19ZM100 92H103V91H100ZM142 92H143V91H142ZM6 93H7L8 95H9V93H10V95H11V91H10V92L7 91V92H5V93H3V94H6ZM35 93H36V92H35ZM143 93H144V92H143ZM3 94H0V96H1V95L3 96ZM21 94L23 95L24 93L22 92ZM32 94H33V93H32ZM48 94H49V93H48ZM61 94H62V93H61ZM101 94H102V93H101ZM101 94H100V95H101ZM104 94H105V93H104ZM159 94H160V93H159ZM8 95H6V96H8ZM12 95H13V94H12ZM12 95H11V96H12ZM16 95H17V94H16ZM28 95H29V92H28ZM53 95H55V94H53ZM53 95H52V96H53ZM97 95H98V94H97ZM97 95H96V96H97ZM151 95H152V94H151ZM151 95H150V96H151ZM155 95H156V94H155ZM2 96H1V97H2ZM4 96H5V95H4ZM23 96H24V95H23ZM35 96H36V95H35ZM96 96H95V97H96ZM98 96H99V95H98ZM145 96H148V95H145ZM159 96H160V95H159ZM159 96H158V97H159ZM161 96H162V95H161ZM19 97H20V96H19ZM32 97H33V95H32ZM102 97H103V96H102ZM143 97H144V96H143ZM3 98H4V97H3ZM6 98H7V97H6ZM6 98L1 99V100H4V101H5ZM14 98H15V97H14ZM51 98H52V97H51ZM58 98H59V97H58ZM93 98H94V97H93ZM96 98H98V97H96ZM103 98H104V97H103ZM145 98H147V97H145ZM164 98H165V97H164ZM10 99H11V98H10ZM10 99L8 98V101H10V103H11V101H12L13 99H11V100H10ZM30 99H31V96H30ZM33 99H34V98H33ZM49 99H50V98H49ZM49 99H47V100H49ZM101 99H102V98H101ZM147 99H148V98H147ZM147 99H146V101L148 102ZM150 99H151V98H150ZM154 99H155V98H154ZM6 100H7V99H6ZM27 100H29V98H27ZM47 100H46V101H47ZM90 100H91V99H90ZM105 100H106V99H105ZM105 100H104V101H105ZM91 101H92V100H91ZM97 101H99V100H97ZM163 101H164V100H163ZM12 102H14V100H13ZM50 102H51V101H50ZM63 102H64V101H63ZM106 102H107V101H106ZM165 102H166V100H165ZM1 103H2V102H0V104H1ZM10 103H9V104H10ZM28 103H29V102H28ZM45 103H46V102H45ZM60 103H61V102H60ZM91 103H92V102H91ZM101 103H102V102H101ZM144 103H145V102H143L142 104H143V105H146V104H147V103H145V104H144ZM153 103H154V102H153ZM156 103H157V102H156ZM179 103H180V102H179ZM181 103H182V102H181ZM242 103H243V102H242ZM246 103H247V102H246ZM248 103H250V102H248ZM2 104H3V103H2ZM2 104H1V105H2ZM9 104L6 102V105H8V107L11 105V104H10V105H9ZM13 104H14V103H13ZM15 104H16V102H15ZM15 104H14V106H15L16 109H17V107H18L17 105H19V104H17V105H15ZM21 104H22V103H21ZM31 104H32V103H31ZM49 104H50V103H49ZM55 104H56V103H55ZM64 104H65V103H64ZM96 104H97V103H96ZM99 104H100V103H99ZM104 104H105V102H104L102 105H104ZM109 104H111V103H109ZM150 104H151V103H150ZM171 104H172V103L170 102V105H171ZM240 104H241V103H240ZM252 104H253V103H252ZM40 105H43V104H40ZM52 105H53V103H52ZM58 105H61V104H56L55 107L58 106ZM65 105H66V104H65ZM88 105H90V104H88ZM97 105H98V104H97ZM102 105L100 104V106H102ZM106 105H108V102L106 103ZM106 105H105V107H106ZM148 105H149V103H148ZM151 105H153V104H151ZM151 105H150V106H151ZM174 105H175V104H174ZM178 105H179V104H178ZM2 106H3V105H2ZM12 106H13V105H11V107H12ZM19 106H20V105H19ZM53 106H54V105H53ZM63 106H64V105H63ZM66 106H67V105H66ZM83 106H84V105H83ZM85 106H87V105H85ZM94 106H95V105H94ZM100 106H99V108H100ZM138 106H139V105H138ZM141 106H142V105H141ZM157 106H158V105H157ZM176 106H177V105H176ZM179 106H180V105H179ZM186 106H187V105H186ZM236 106H237V105H236ZM6 107H7V106H6ZM8 107H7V108H8ZM15 107H13V108H15ZM20 107H21V106H20ZM40 107H42V106H40ZM59 107H60V106H59ZM96 107H98V106H96ZM145 107H146V106H145ZM154 107L156 108V106H154ZM167 107H168V106H167ZM23 108H24V107H23ZM25 108H26V107H25ZM47 108H48V107H47ZM49 108H50V107H49ZM49 108H48V109H49ZM53 108H54V107H53ZM61 108H62V107H61ZM61 108H58V109H61ZM90 108H91V107H90ZM99 108H98V109H99ZM155 108H154V109H155ZM181 108H182V107H181ZM0 109H1V108H0ZM3 109H4V108H3ZM3 109H1V110H3ZM8 109H9V108H8ZM40 109H42V108H40ZM45 109H46V108H45ZM48 109H47V111H48ZM51 109H52V107H51ZM51 109H49L50 112H47V113H49V114H46V113H45L46 116H43V117H48V115H51L50 113H51V111L53 110V109H52V110H51ZM54 109H55V108H54ZM82 109H83V108H82ZM88 109H89V108H88ZM93 109H94V108H93ZM96 109H97V108H96ZM146 109H147V108H146ZM146 109H144V110L141 111V112H143V113H145V114H148V115L151 114L150 112H153V111L150 110V109H149L150 112H149V110H146ZM154 109H153V110H154ZM160 109H161V108H160ZM162 109H163V108H162ZM164 109H166V108L164 107ZM167 109H169V108H167ZM170 109H171V108H170ZM177 109H178V108H177ZM184 109H185V107H184ZM10 110H12V109L10 108ZM56 110H57V109H56ZM62 110H63V109H62ZM100 110H101V109H100ZM100 110H99V111H100ZM138 110H139V109H138ZM145 110L148 111L149 113L146 112ZM3 111H4V110H3ZM3 111H2V112H3ZM17 111H19V110H17ZM120 111H122V110H120ZM144 111H145V112H144ZM166 111H167V110H166ZM172 111H173V110H172ZM176 111H177V110H176ZM182 111H183V110H182ZM182 111H181V112H182ZM242 111H243V110H242ZM6 112H7V111H6ZM6 112H5V113H6ZM10 112H11V111H10ZM20 112H21V111H20ZM43 112H45V111H43ZM57 112H59V111H57ZM62 112H64V111H62ZM65 112H66V111H65ZM70 112H71V111H70ZM83 112H84V110H83ZM86 112H88V111H86ZM92 112H93V111H92ZM124 112H126V111H124ZM155 112H157V111H155ZM169 112H170V111H169ZM178 112H179V111H178ZM3 113H4V112H3ZM3 113H2V114H3ZM13 113H14V112H13ZM71 113H72V112H71ZM71 113H70V114H71ZM74 113H75V112H74ZM93 113H95V112H93ZM99 113H100V112H99ZM109 113H110V111H109ZM112 113H113V112H112ZM112 113H110V114H112ZM133 113H134V112H133ZM143 113H142V114H143ZM158 113H159V112H158ZM164 113H165V112H164ZM164 113H163V114H164ZM167 113H168V112H167ZM18 114H19V112H18ZM45 114H44V115H45ZM117 114H118V113H117ZM117 114H116V118H118L119 121H120V120H121V119H120L121 117L119 118V116H118ZM125 114H126V113H125ZM134 114H135V113H134ZM140 114H141V113H140ZM142 114H141V115H142ZM145 114H144V115H145ZM160 114H161V113H160ZM169 114H170V113H169ZM177 114H178V113H177ZM4 115H5V114H4ZM4 115H3V116H4ZM64 115H65V114H64ZM89 115H90V113H89ZM136 115H138V113H137ZM148 115H147V116H148ZM155 115H156V114H155ZM164 115H165V114H164ZM171 115H172V113H171ZM9 116H11V115H9ZM53 116H55V114H54V115L52 114L51 117H48V118H45V119H44V121H45V122L43 121V122L45 123V125L43 126L44 129L40 128L41 126H40V127L37 126V128L39 127L40 129H42L41 132H42L43 134H41V135H43L44 137L46 136V134L44 135V133H47V135H48V132H49L50 130L52 131V129L54 130V129L56 128V126H55V125H56V121H55V120H57L58 118L55 119L56 116H55L54 118H53ZM105 116H106V115H105ZM112 116H114V115L112 114ZM120 116H121V112H120ZM125 116H126V115H125ZM130 116H131V115H130ZM139 116H140V115H139ZM152 116H153V115H152ZM177 116H178V115H177ZM40 117H41V119L39 120V123H40V122L42 123V121H41V120H43V119H42V116L40 115ZM67 117H68V116H67ZM106 117H107V116H106ZM110 117H111V115H110ZM110 117H109V118H110ZM122 117H124L123 114H122ZM126 117H127V116H126ZM142 117H143V116H142ZM155 117H156V116H155ZM159 117H161V116H159ZM162 117H163V115H162ZM166 117H167V116H166ZM168 117H169V116H168ZM174 117H175V116H174ZM174 117H173V118L171 117V118L174 120ZM2 118H3V117H2ZM4 118H6V117H4ZM4 118H3V119H4ZM52 118H53V119H52ZM63 118H65V117H63ZM88 118H89V117H87V119H88ZM95 118H96V117H95ZM107 118H108V117H107ZM113 118H115V116H114ZM129 118H130V117H129ZM129 118H127V119H129ZM135 118H136V117H135ZM138 118H139V117H138ZM153 118H154V117H153ZM6 119H7V118H6ZM71 119H72V118H71ZM71 119H70V120H71ZM82 119H83V118H82ZM104 119H106V118H104ZM130 119H131V118H130ZM133 119H134V118H133ZM139 119H141V116H140ZM143 119L145 120V119H146V116H145V118L143 117L142 120H143ZM147 119H149V117H148ZM161 119H162V118H161ZM163 119H164V117H163ZM167 119H168V118H167ZM169 119H170V117H169ZM172 119H171V121H172ZM175 119H176V118H175ZM180 119H181V118H180ZM180 119H179V120H180ZM249 119H250V118H249ZM16 120H17V119H16ZM24 120H25V119H24ZM36 120H38V119H36ZM58 120H59V119H58ZM70 120H69V121H70ZM73 120H74V119H73ZM77 120H78V119H77ZM90 120H91V119H90ZM96 120H97V119H96ZM98 120H99V119H98ZM109 120H110V119H109ZM113 120H115V119H113ZM142 120H141V122H142V124H143V121H142ZM157 120H158V119H157ZM157 120H156V121H157ZM159 120H160V119H159ZM179 120H178V121H179ZM5 121H6V120H5ZM69 121H68V122H69ZM74 121H75V120H74ZM80 121H81V120H80ZM82 121H83V120H82ZM92 121H93V120H92ZM119 121L117 120L116 123H117V122L120 123ZM122 121H123V119L121 120V122H122ZM135 121H136V120H135ZM146 121H147V120H146ZM148 121H149V120H148ZM148 121H147V122H148ZM150 121H151V117H150ZM150 121H149V122H150ZM165 121H166V120H165ZM174 121H176V123H177V120H174ZM183 121H185V120H183ZM0 122H1V121H0ZM25 122H26V121H25ZM31 122H32V121H31ZM58 122H59V121H58ZM66 122H67V121H66ZM84 122H85V121H84ZM99 122H101V121H99ZM107 122H109V121L107 120ZM107 122H106V123H107ZM128 122H129V121H128ZM144 122H145V121H144ZM151 122H152V121H151ZM151 122H150V124L153 125ZM157 122H158V121H157ZM161 122H162V121H161ZM180 122H181V121H180ZM180 122H179V123H180ZM1 123H2V122H1ZM4 123H5V122H4ZM8 123H9V122H8ZM12 123H13V122H12ZM12 123H11V124H12ZM34 123H35V122H34ZM44 123H43V124H44ZM61 123H62V122H61ZM94 123H95V122H94ZM130 123H131V122H130ZM158 123H159V122H158ZM163 123H164V122H163ZM165 123H166V122H165ZM169 123H170V122H169ZM9 124H10V123H9ZM37 124H38V123H37ZM43 124H42V125H43ZM57 124H58V123H57ZM59 124H60V123H59ZM72 124H73V123H72ZM72 124H71V125H72ZM86 124H87V123H86ZM91 124H92V126H93V123H90L89 125H91ZM102 124H104V123H102ZM102 124H101V125H102ZM111 124H112V123H111ZM113 124H114V123H113ZM136 124H137V123H136ZM139 124H140V127H142V124H141V123H139ZM148 124H149V123H148ZM167 124H168V123H167ZM180 124H181V123H180ZM182 124H183V123H182ZM33 125H34V124H33ZM60 125H61V124H60ZM60 125H59V126H60ZM66 125H67V124H66ZM80 125H81V124H80ZM119 125H120V124H119ZM122 125H123V124H122ZM122 125H121V126H122ZM134 125H135V123H134ZM144 125H145V124H144ZM144 125H143V127H144ZM146 125H147V124H146ZM165 125H166V124H165ZM175 125H176V124H175ZM183 125H184V124H183ZM260 125H261V124H260ZM1 126H2V125H1ZM9 126H10V128H11V125H9ZM35 126H36V124H35ZM35 126H34V127H35ZM57 126H58V125H57ZM59 126H58V128H60ZM73 126H74V125H73ZM94 126H95V125H94ZM102 126H103V125H102ZM116 126H118V125H116ZM131 126H133V125H131ZM149 126H150V125H148L147 128H149ZM154 126H156L155 123H154ZM157 126H158V125H157ZM181 126H182V125H181ZM184 126H185V125H184ZM2 127H3V126H2ZM7 127H8V126H7ZM29 127H30V125H29ZM31 127H32V126H31ZM61 127H62V126H61ZM65 127H66V126H65ZM87 127H88V125H87ZM97 127L100 128L99 126H97ZM111 127H112V126H111ZM118 127H120V126H118ZM129 127H130V126H129ZM134 127H135V126H134ZM137 127H139V126H137ZM140 127H139V128H140ZM145 127H146V126H145ZM152 127H153V126H152ZM158 127H159V126H158ZM166 127H167V126H166ZM172 127H173V126H172ZM178 127H179V126H178ZM187 127H188V126H187ZM189 127H190V126H189ZM39 128H38V129H39ZM66 128H67V127H66ZM77 128H79V127H77ZM94 128H95V127H94ZM94 128H93V131H94ZM113 128H114V131L117 129V128L115 129V127H113ZM122 128H123V127H122ZM122 128H120V130H122ZM139 128H138V129H139ZM167 128H168V127H167ZM180 128H181V127H179L178 130H179ZM194 128H195V127H194ZM261 128H262V127H261ZM3 129H4V128H3ZM62 129H64V128H62ZM70 129H72V128H70ZM75 129H76V128H75ZM83 129H84V128H82V130H83ZM89 129H90V128H88V130H89ZM126 129H127V128H126ZM130 129H131V128H130ZM134 129H135V128H134ZM138 129H136V130H138ZM140 129H141V128H140ZM151 129H153V128H151ZM151 129L149 128V129H148V132H149V130H151ZM183 129H184V128H183ZM12 130H13V129H12ZM36 130H37V129H36ZM36 130H35V131H36ZM43 130H44V131H43ZM58 130H59V129H57V130L55 129L54 132H55V131L58 132ZM67 130H69V128H67ZM98 130H99V129H98ZM110 130H111V128H110ZM118 130H119V129H118ZM118 130H116V131H118ZM128 130H129V129H128ZM128 130H127V131H128ZM142 130H143V128H142ZM160 130H161V129H160ZM176 130H177V129H176ZM178 130H177V132H178ZM180 130H182V129H180ZM180 130H179V131H180ZM244 130H247V129H244ZM262 130H263V129H262ZM0 131H1V130H0ZM77 131H78V130H77ZM89 131H90V130H89ZM99 131H100V130H99ZM108 131H109V130H108ZM116 131L114 132L113 135H112V134H110V135H111V136H114L115 133H116ZM127 131H126V133H127ZM144 131H146V130H144ZM157 131H158V130H157ZM162 131H163V129L161 130V132H162ZM165 131H166V130H165ZM165 131H164V133H165ZM167 131H168V129H167ZM186 131H188V130H186ZM195 131H196V129H195ZM250 131H251V130H250ZM3 132H4V131H3ZM10 132H11V131H10ZM33 132H34V131H33ZM39 132H40V130H39ZM41 132H40V133H41ZM52 132H53V131H52ZM54 132H53V134H54ZM57 132H56V133H57ZM59 132H60V131H59ZM59 132H58V134H59ZM64 132H65V130H64ZM100 132H101V131H100ZM121 132H122V131H121ZM121 132L118 131V134L116 133V134H117V137H116V135H115V137H116V138L120 137V139H123V140L126 139V138H128V137H126V135H128V134L125 133V135H124V133H123V132L121 133ZM146 132H147V131H146ZM168 132H169V131H168ZM175 132H176V131H175ZM189 132H191V135L186 134V133H185V130H184V133H183V134H184V137H185V139H186L184 142H186L188 139L191 138L193 130L188 131V133H189ZM255 132H256V131H255ZM8 133H9V132H8ZM12 133H13V132H12ZM49 133H50V132H49ZM67 133H68V132H67ZM82 133H83V132H82ZM89 133H90V132H89ZM91 133H93V132H91ZM105 133H106V132H105ZM110 133H112V132H110ZM129 133H132V132H129ZM156 133H157V132H156ZM159 133H160V131H159ZM181 133H182V131H181ZM5 134H6V133H5ZM18 134H19V133H18ZM71 134H76V133L73 132V133H71ZM79 134H81V133H80V130H79ZM121 134H123L124 136L121 135ZM149 134H150V133H149ZM149 134H148V135H149ZM153 134H154V133H153ZM161 134H162V133H161ZM165 134H166V133H165ZM169 134H170V133H169ZM179 134H180V133H179ZM185 134L188 135V136H186ZM189 134H190V133H189ZM2 135H3V133H2ZM8 135H9V134H8ZM84 135H85V134H84ZM86 135H88V134H86ZM97 135H99V134H97ZM108 135H109V134H108ZM110 135H109V136H110ZM150 135H152V134H150ZM162 135H163V134H162ZM181 135H182V134H181ZM181 135H180V136H181ZM193 135H195V134H193ZM197 135H198V134H197ZM59 136H60V134H59ZM65 136H66V135H65ZM72 136H73V135H72ZM77 136H78V135H77ZM77 136H75V137H77ZM89 136H90V135H89ZM92 136H93V134H92ZM95 136H96V135H95ZM100 136H101V135H100ZM137 136H138V135H136V139H137L138 137H140V136H138V137H137ZM144 136H145V135H144ZM170 136H171V135H170ZM175 136H176V135H175ZM178 136H179V135H178ZM5 137H6V136H5ZM11 137H12V134H11ZM14 137H15V136H14ZM18 137H19V136H18ZM35 137H36V136H35ZM47 137L50 138V135H48ZM47 137H46V138H47ZM51 137L54 138L53 140H55L54 142H51V143H56V145H57V144H58L57 142L60 141V139H57L58 141L56 142V138H57V136H56V138H55V137H53L52 134H51ZM61 137H62V136H61ZM79 137H80V136H79ZM79 137H78V138H79ZM81 137H82V136H81ZM93 137H94V136H93ZM107 137H108V136H107ZM115 137H113V138L116 139ZM122 137H124V138H122ZM133 137H134V136H133ZM152 137H153V136H152ZM154 137H156V136L154 135ZM182 137H183V136H182ZM184 137H183V138H184ZM1 138H2V137H1ZM32 138H33V135H32ZM37 138H38V137H37ZM52 138H51V139H52ZM84 138H86V137H84ZM96 138H97V137H95V139H96ZM103 138L106 139V137H103ZM183 138H182V139H183ZM193 138H194V136H193ZM193 138H192L191 140H193ZM197 138H198V137H197ZM197 138L195 137V140H196ZM3 139H4V136H3ZM10 139H11V138H10ZM33 139H34V138H33ZM42 139H43V138H42ZM76 139H77V138H76ZM82 139H83V138H82ZM120 139H118V140H120ZM131 139H133V138L131 137ZM150 139H151V136H150ZM0 140H1V139H0ZM4 140H5V139H4ZM15 140H16V139H15ZM46 140H47V139H46ZM63 140H64V139H63ZM66 140H67V139H66ZM71 140H72V139H71ZM85 140H86V139H85ZM87 140H88V139H87ZM107 140H109V138H108ZM134 140H135V138H134ZM140 140H141V138H140ZM183 140H184V139H183ZM191 140H189V141L192 142ZM197 140H199V139H197ZM200 140H202V139H200ZM20 141H21V140H20ZM44 141H45V140H44ZM50 141H51V140H50ZM77 141H78V140H77ZM79 141H80V140H79ZM82 141L85 142L84 140H82ZM96 141H97V140H96ZM110 141H111V139H110ZM128 141H129V140H128ZM132 141H133V140H132ZM141 141H142V140H141ZM153 141H155V139H153ZM174 141H175V140H174ZM181 141H182V140H181ZM193 141H194V140H193ZM8 142H9V141H8ZM10 142H11V140H10ZM23 142H24V141H23ZM26 142H27V141H26ZM40 142H41V141H40ZM47 142H48V140H47ZM61 142H62V140H61ZM61 142H59V144H58L59 147H57V150H58V148H60V143H61ZM63 142H64V141H63ZM114 142H115V141H114ZM116 142H118V141L116 140ZM136 142H137V140H136ZM143 142H144V141H143ZM146 142H147V140H145V143H146ZM160 142H161V140H160ZM162 142H163V141H162ZM178 142H179V141H178ZM184 142H183V143H184ZM190 142H189V143H190ZM197 142H198V141H196V143H197ZM21 143H22V142H21ZM32 143H33V142H32ZM32 143H31V141H30V146H32V145H31ZM35 143H36V142H34V144H35ZM45 143H46V142H45ZM48 143L51 144L50 142H48ZM64 143H65V142H64ZM85 143H88V144H89V143H91V142L88 141V142H85ZM95 143H96V142H95ZM97 143H98V145H99V142H98V141H97ZM120 143H121V140H120ZM120 143H119V144H120ZM125 143H126V140H125ZM125 143H124V141H123V144H125ZM128 143H129V142H128ZM138 143H139V141H138ZM145 143H143V145H144ZM154 143H155V142H154ZM183 143H182V144H183ZM189 143H187V144H189ZM7 144H8V143H7ZM11 144H12V143H11ZM13 144H15V143H13ZM13 144H12V145H13ZM28 144H29V143H28ZM28 144H27V145H28ZM34 144H33V145H34ZM43 144H44V143H43ZM62 144H63V143H61V145H62ZM67 144H68V143H67ZM67 144H66V150H67V151H64V152H66V153H70V154H68V155H69V157H71V154L74 155L73 153H71V152L74 150L73 147H71V146H74L73 144L76 145L77 143H74V142H73V143H71L72 145L70 144L69 147L72 148V149L70 148V150H72L71 152H70V150L67 149V146H68ZM80 144L83 146V144H82L81 141H80ZM91 144H92V143H91ZM91 144H89V145H91ZM101 144H102V143H101ZM103 144H104V143H103ZM129 144H131V142H130ZM147 144H148V142H147ZM156 144H157V143H156ZM162 144H163V143H162ZM173 144H174V143H173ZM173 144H172V145H173ZM184 144H185V143H184ZM192 144H193V143H192ZM197 144H198V143H197ZM199 144H201V143H199ZM8 145H9V144H8ZM21 145H22V144H21ZM24 145H25V143H24ZM46 145H47V143H46ZM46 145H45V148H46ZM52 145H53V144H52ZM52 145H51L50 147H52ZM78 145H79V144H77V147H81L80 145H79V146H78ZM84 145H85V144H84ZM86 145H87V144H86ZM89 145H88V146H89ZM113 145H114V144H113ZM137 145H138V144H137ZM139 145H140V143H139ZM139 145H138V146H139ZM141 145H142V144H141ZM141 145H140L139 147H141ZM143 145H142V147H144ZM157 145H158V144H157ZM167 145H168V144H167ZM195 145H196V144H195ZM1 146H3V145H1ZM6 146H7V145H6ZM14 146H15V145H14ZM34 146H35V145H34ZM34 146H33V149L35 148ZM38 146H39V144H38ZM53 146L55 147V145H53ZM88 146H86V149H87ZM101 146H102V145H101ZM104 146H105V145H104ZM104 146H103V147H104ZM116 146H117V145H116ZM116 146H115V145L112 146V149H111V150H113V151L115 152V149L117 148ZM119 146H120V145H119ZM121 146H122V145H121ZM121 146H120V148H121ZM135 146H136V144H135ZM161 146H162V145H161ZM164 146H165V144H164ZM173 146H174V145H173ZM178 146H179V145H178ZM187 146H188V145H187ZM189 146H190V145H189ZM238 146H239V145H238ZM10 147H12V146H10ZM20 147H21V146H20ZM28 147H29V145H28ZM64 147H65V146H64ZM64 147H63V148H64ZM75 147H76V146H75ZM83 147H85V146H83ZM93 147H94V146H93ZM93 147H92V148H93ZM98 147H99V146H98ZM98 147H96V148H98ZM113 147H114L115 149H113ZM158 147H159V145H158ZM158 147H157V149H158ZM170 147H171V146H170ZM170 147H169V150L172 149V148L170 149ZM176 147H177V146H176ZM191 147H193V146H191ZM191 147H190V148H191ZM195 147H198V145L195 146ZM3 148H4V147H3ZM25 148H26V146H25ZM30 148H31V147H30ZM30 148H29V149H30ZM63 148L61 147V149H63ZM89 148H90V147H88L87 150H88L89 152H91V149L89 150ZM96 148H93L92 150H94V149H96ZM120 148H119V149H120ZM124 148H125V147H124ZM146 148H149V146L145 147V149H146ZM159 148H160V147H159ZM166 148H167V147H166ZM179 148H180V147H179ZM183 148H184V147H183ZM11 149H12V148H11ZM31 149H32V148H31ZM36 149H37V148H36ZM40 149H41V148H40ZM48 149H50V148H48ZM48 149L46 148V151H47ZM61 149H60V150H61ZM78 149H79V148H78ZM100 149H101V148H100ZM117 149H118V148H117ZM122 149H123V148H122ZM129 149H130V148H129ZM136 149H138V147H137ZM141 149H142V148H141ZM149 149H151V147H150ZM154 149L157 150V149L155 148V145H154ZM161 149H162V150H160V151L157 150V151H159L160 153H161V151H162V152H163V151L165 152V149H164V148L161 147ZM167 149H168V148H167ZM181 149H182V148H181ZM187 149H188V148H187ZM191 149H194V148H191ZM16 150H17V148H16ZM16 150H15V151H16ZM42 150H43V149H42ZM51 150H52V149H51ZM51 150H50V151H51ZM76 150H77V149H75L74 153H77ZM104 150H106V149H104ZM125 150H126V148L124 149V151H125ZM127 150H128V149H127ZM138 150H139V149H138ZM151 150H152V149H151ZM151 150H146V151H147V154H149L148 151L150 152ZM173 150H174V149H173ZM175 150H177V149H175ZM17 151H18V150H17ZM30 151H31V150H30ZM43 151H44V150H43ZM58 151H59V150H58ZM62 151H63V150H62ZM62 151L59 152V153L62 154ZM77 151H78V150H77ZM97 151H98V150H97ZM101 151H102V149H101ZM113 151H112V152H113ZM118 151H119V150H118ZM124 151H123V152H124ZM129 151H131V150H129ZM136 151H137V150H136ZM146 151H143V150H142V153H144V152L146 153ZM188 151H189V150H188ZM234 151H235V150H234ZM10 152H11V151H10ZM20 152H21V151H20ZM27 152H28V151H27ZM41 152H42V151H41ZM64 152H63V153H64ZM98 152H99V151H98ZM98 152H97V153H98ZM102 152H103V151H102ZM102 152H100V154L97 155V156L99 157L100 161H101V159H103V158L100 157V155H101ZM105 152H107V151H104L102 154L104 155ZM108 152L111 154L110 150H109ZM114 152H113V153H114ZM123 152L121 151V155H122ZM132 152H133V151H132ZM132 152H131V153H132ZM137 152H138V151H137ZM153 152L157 153L156 151H153ZM171 152H172V150H171ZM178 152H179V151H178ZM189 152H190V151H189ZM13 153H14V152H13ZM23 153H24V152H23ZM44 153H45V151H44ZM56 153H57V152H56ZM59 153H58V154H59ZM127 153H128V152H127ZM127 153H126V154H127ZM129 153H130V152H129ZM139 153H140V152H139ZM155 153H154V154H155ZM165 153H166V152H165ZM176 153H177V152H176ZM176 153H175V154H176ZM180 153H181V152H180ZM15 154H16V153H15ZM21 154H22V152H21ZM27 154H28V153H27ZM52 154H53V153H52ZM77 154H78V153H77ZM79 154H80V153H79ZM79 154L77 155L78 157H79ZM82 154H86V152L82 151V153H81V155H80V157H85V159H86V156H87L88 154H87L86 156H84V155H82ZM93 154H94V153H93ZM116 154H117V152H116ZM124 154H125V153H123V155H124ZM126 154H125V155H126ZM134 154H135V153H134ZM147 154H145V156H146ZM150 154H152V153L150 152ZM157 154H158V156H159V153H157ZM161 154H162V153H161ZM170 154H171V153H170ZM1 155H4V154H1ZM18 155H19V154H18ZM24 155H25V153H24ZM30 155H31V154H30ZM40 155H42V154L40 153ZM54 155H55V154H54ZM75 155H76V154H75ZM90 155H91V154H90ZM90 155H88L87 159H90L89 161H92V162H93V160H91V159H92V158H95L96 155H94L95 157H94L93 155H91V156H90ZM108 155H109V154H108ZM114 155H115V154H113V156H114ZM118 155H119V154H118ZM141 155H142V154H141ZM155 155H156V154H155ZM155 155H151L150 158H151V159H154V162H157V161H156V160H158L157 156H156L157 159H156V158H153V156H155ZM168 155H169V154H167V156H168ZM171 155H173V154H171ZM171 155H170L169 157H171ZM6 156H7V155H6ZM16 156H17V155H16ZM16 156H15V157H16ZM45 156H48V155L46 154ZM50 156H51V155H50ZM66 156H67V155H66ZM89 156H90L91 158H90ZM92 156H93V157H92ZM109 156H110V155H109ZM109 156H108V157H109ZM113 156H112V157H113ZM145 156H144V157H145ZM182 156H183V155H182ZM184 156H185V154H184ZM231 156H232V155H231ZM9 157H10V156H9ZM17 157H18V156H17ZM20 157H21V156H20ZM33 157H34V156H33ZM56 157H57V156H56ZM102 157H103V156H102ZM108 157L106 158L105 155H104V158L107 159L108 162H109V161L112 159V157L110 156L109 159H108ZM121 157H122V156H121ZM123 157L126 158L127 156H123ZM123 157H122V158H123ZM142 157H143V156H142ZM144 157H143V158H144ZM163 157H165V154H164ZM169 157H167V158H169ZM172 157H173V156H172ZM179 157H180V156H179ZM179 157H177V158L175 157V158L177 159V161H178ZM11 158H12V157H11ZM13 158H14V157H13ZM24 158H25V157H24ZM28 158H29V157H28ZM36 158H37V157H36ZM71 158H72V159L74 158V160H75L76 157L73 156V157H71ZM71 158H70V159H71ZM96 158H97V157H96ZM96 158H95V159H96ZM133 158H134V157H133ZM0 159H1V158H0ZM17 159L20 160L21 158H20V159L17 158ZM82 159L85 160L84 158H82ZM87 159H86V160H87ZM95 159H94V160H95ZM105 159L102 160V161L104 162ZM117 159H118V157H117ZM127 159H128V158H127ZM129 159H130V158H129ZM15 160H16V159L14 158V160H12V161L14 162ZM29 160H30V159H29ZM58 160H59V159H58ZM86 160H85V161H86ZM115 160H116V159H115ZM131 160H132V159H131ZM134 160H135V159H134ZM161 160H162V157H161ZM164 160H167V159H166V158L163 159L162 162H163ZM168 160H169V159H168ZM168 160H167V161H168ZM172 160H174V159H172ZM183 160H184V159H183ZM185 160H186V159H185ZM234 160H235V159H234ZM3 161H5V160H3ZM12 161H11V162H12ZM21 161L23 162V158H22ZM21 161H20V162H21ZM25 161H26V158H25ZM56 161H57V160H56ZM68 161H69V160H68ZM68 161H65V162H68ZM72 161H73V160H72ZM89 161H88V162L86 161V162L89 163ZM98 161H99V160L97 159V162H98ZM132 161H133V160H132ZM136 161L138 162V159H137ZM144 161H145V160H144ZM152 161H153V160H152ZM159 161H160V160H159ZM159 161H158V162H159ZM167 161H166V162H167ZM8 162H9V161H8ZM8 162H7V163H8ZM17 162H19V161H17ZM20 162H19V163H20ZM22 162H21V163H22ZM28 162H29V161H28ZM30 162H31V161H30ZM33 162H34V160H33ZM39 162H40V161H39ZM70 162H71V161H70ZM92 162H91V163H92ZM95 162H96V160H95ZM103 162H102V163H103ZM105 162H107V161H105ZM105 162H104L103 164H105ZM108 162H107V163H108ZM112 162H114V160H113ZM130 162H131V161H130ZM158 162H157V164H158ZM168 162H170V161H168ZM178 162H179V161H178ZM178 162H177V163H178ZM180 162H181V160H180ZM242 162H243V161H242ZM2 163H3V162H2ZM14 163H15V162H14ZM19 163H18V164H19ZM21 163H20V164H21ZM26 163H27V162L22 163L21 165L23 166V164H24V165L26 166ZM57 163H58V162H57ZM91 163H90V164H91ZM102 163H101V164H102ZM110 163H111V162H109V164H110ZM160 163H161V162H160ZM170 163H173V162H170ZM183 163H185V162H183ZM183 163H181V164H183ZM238 163H239V162H238ZM28 164H29V163H28ZM28 164H27V165H28ZM34 164H35V163H34ZM38 164H39V163H38ZM92 164H94V163H92ZM96 164H97V163H96ZM96 164H94V165H96ZM109 164H108V165H109ZM111 164H112V163H111ZM111 164H110V165H111ZM114 164H115V162H114ZM114 164H112V167H113ZM132 164H133V163H132ZM132 164H131V165H132ZM135 164H136V163H134V165H135ZM137 164H138V163H137ZM242 164H243V163H242ZM4 165H5V164H4ZM29 165H30V164H29ZM41 165H42V164H41ZM43 165H44V164H43ZM61 165H62V163H61ZM94 165H93V167H95ZM98 165H100V163H99ZM98 165H97V166H98ZM106 165H107V164H106ZM138 165H139V164H138ZM141 165H142L141 168L143 169V171H145V170H147V169H149V168L151 169V167H150V166L152 165V164H151V160H148V159H147V160H146L143 164H141ZM162 165H163V164H162ZM169 165H170V164H169ZM171 165H172V164H171ZM173 165H174V164H173ZM183 165H184V164H183ZM17 166H18V165H17ZM22 166H21V167H22ZM25 166H24V167H25ZM32 166H33V164H32ZM35 166H36V165H35ZM39 166H40V165H39ZM44 166H45V165H44ZM44 166H43V167H44ZM58 166H59V164H58ZM69 166L72 167V165H69ZM91 166H92V165H91ZM91 166H90V169H91ZM97 166H96V167H97ZM156 166H157V165H156ZM158 166H159V165H158ZM36 167H37V166H36ZM36 167H35V168H36ZM43 167H42V168H43ZM96 167H95V168H96ZM100 167H101V165H100ZM103 167H104V166H103ZM106 167H107V166H106ZM129 167H130V166H129ZM132 167L134 168V166H132ZM135 167H136V166H135ZM137 167H138V166H137ZM154 167H155V164H154ZM161 167H164V166H161ZM95 168H93V169L96 171L97 168H96V169H95ZM101 168H102V167H101ZM104 168H105V167H104ZM108 168H109V166H108ZM110 168H111V166H110ZM113 168H115V166H114ZM113 168H112V169H113ZM139 168H140V167H138V169H137L138 171H139ZM141 168H140V169H141ZM152 168H153V167H152ZM155 168H156V167H155ZM155 168H153V169H155ZM164 168H165V167H164ZM0 169H1V168H0ZM32 169H33V168H32ZM32 169H30V170H32ZM58 169H60V168H58ZM62 169H63V168H62ZM73 169H74V168H73ZM88 169H89V168H88ZM90 169H89V170H90ZM93 169H92V170H93ZM99 169H100V168L98 167V170H99ZM102 169H103V168H102ZM106 169H107V168H106ZM106 169H105V170H106ZM112 169H111V170H112ZM129 169H130V168H129ZM131 169H132V168H131ZM135 169H136V168H135ZM142 169H141V173H142ZM165 169H166V168H165ZM173 169H174V168H173ZM181 169H182V168H181ZM20 170H21V169H20ZM34 170H35V169H34ZM34 170H33L32 172H33V173L36 172V176H38L39 174L41 175V173H42V175L44 176L43 172H41V173H40V172H37L39 169H36L35 171H34ZM68 170H71V169L69 168V169H67V171H68ZM94 170H93V171H94ZM111 170H109V171H111ZM114 170H115V169H113L112 171H114ZM4 171H5V169H4L3 171L0 170V175H3L2 173H3ZM47 171H48V170H47ZM65 171H66V169H65ZM93 171H92V172H93ZM95 171H94V172H95ZM100 171H101V170H100ZM112 171H111V172H112ZM160 171H161V170H160ZM160 171H159V172H160ZM26 172H27V169H26ZM44 172H46V171H44ZM54 172H55V171H54ZM58 172L61 173L62 170H61V172H60V170H59ZM58 172H57V173H58ZM74 172H75V171H74ZM74 172H73V173H74ZM88 172H89V171H88ZM102 172H103V171H102ZM162 172H163V171H162ZM175 172H176V171H175ZM4 173H5V172H4ZM37 173H38V175H37ZM59 173H58V174H59ZM69 173H71V172L69 171ZM76 173H77V171H76ZM90 173H91V171H90ZM107 173H108V172H107ZM116 173H117V172H116ZM116 173H115V175H116ZM163 173H164V172H163ZM163 173H161V174L163 175ZM185 173H186V172H185ZM7 174H10V172H9V173L7 172ZM11 174H13V173L11 172ZM15 174H16V173H15ZM28 174H29V173H28ZM34 174H35V173H34ZM74 174H75V173H74ZM95 174H96V173H95ZM105 174H106V172H105ZM109 174H112V173H109ZM113 174H114V173H113ZM121 174H122V173H120L119 175H121ZM124 174H125V172H124ZM143 174H144V172H143ZM143 174H142L141 176H143ZM149 174H150V176H151V173L149 172L148 174L146 173V175H145L144 177H145V178L147 177V179H148L149 176H147V175H149ZM161 174H160L159 176H161ZM175 174H176V173H175ZM183 174H184V173H183ZM188 174H189V173H188ZM5 175H6V174H5ZM16 175H17V174H16ZM23 175H24V174H23ZM63 175H64V174H63ZM117 175H118V174H117ZM126 175H127V174H126ZM152 175H153V174H152ZM154 175H156V174H154ZM154 175H153V176H154ZM164 175H165V173H164ZM171 175H172V174H171ZM181 175H182V174H181ZM181 175H180V176H181ZM8 176H9V175H8ZM8 176H7V177H8ZM13 176H14V175H13ZM13 176H12V177H13ZM19 176H20V175H19ZM29 176H30V175H29ZM29 176H28V177H29ZM34 176H35V175H34ZM46 176H48V175H46ZM49 176H50V175H49ZM53 176H54V175H53ZM56 176H57V174H56ZM58 176H59V175H58ZM58 176H57V177H58ZM71 176H72V174H71ZM74 176H76V174H75ZM121 176H122V175H121ZM123 176H125V175H123ZM156 176H157V175H156ZM156 176H155V177H156ZM180 176L178 175V177H177V175H176L177 178H179ZM183 176H184V175H183ZM185 176H186V175H185ZM185 176H184V177H185ZM7 177H4V178L7 179ZM10 177H11V176H10ZM14 177H15V176H14ZM28 177H27L26 179H28ZM79 177H80V176H79ZM95 177H96V176H95ZM112 177H115V176L112 175ZM112 177H111V179L114 180V178H112ZM164 177H165V176H164ZM164 177H163V179H164ZM167 177H168V176H167ZM173 177H174V176H173ZM176 177H175V178H176ZM1 178H3V177H1ZM18 178L20 179V177H18ZM22 178H23V177H22ZM24 178H25V177H24ZM34 178H35V177H34ZM60 178H61V177H60ZM73 178H74V177H73ZM76 178L78 179V177H76ZM82 178H83V177H82ZM91 178H93V177H91ZM100 178H102V177H100ZM108 178H109V177H108ZM118 178H119V177H118ZM161 178H162V177H161ZM165 178H166V177H165ZM180 178H182V176H181ZM185 178H187V177H185ZM190 178H191V177H190ZM6 179H5V180H6ZM29 179H30V178H29ZM36 179H37V178H36ZM39 179L42 180L41 177H39ZM43 179H44V178H43ZM46 179H47V178H46ZM49 179H50V178H49ZM56 179H57V178H56ZM58 179H59V178H58ZM58 179H57V180H58ZM77 179H76V180H77ZM80 179H81V178H80ZM80 179H79V181L77 180L79 183H80ZM115 179H116V178H115ZM151 179H152V177H151ZM151 179H148V180H150V181L154 180V179H152V180H151ZM156 179H157V178H156ZM158 179H159V178H158ZM167 179H168V178H167ZM182 179H183V178H182ZM182 179H181V180H182ZM191 179H192V178H191ZM57 180H56V181H57ZM76 180H75V182H76ZM82 180H83V179H82ZM94 180H95V178H94ZM99 180H100V179H99ZM101 180H102V179H101ZM105 180H106V178H105ZM171 180H172V179H171ZM183 180H184V179H183ZM2 181H3V180H2ZM7 181H8V180H7ZM7 181H6V182H7ZM32 181H33V180H32ZM34 181H35V180H34ZM102 181H103V180H102ZM114 181H115V180H114ZM150 181H148V182H150ZM3 182H4V181H3ZM8 182H9V181H8ZM15 182H16V180H15ZM21 182H22V181H21ZM27 182H30V183H31V181H27ZM111 182H112V181H111ZM153 182H154V181H153ZM155 182H156V184H153V183L150 182V183H149L150 186L157 185V180H155ZM165 182H166V181H165ZM171 182H172V181H171ZM176 182H177V181H176ZM179 182H180V180H179ZM184 182H185V180H184ZM0 183H1V182H0ZM23 183H24V182H23ZM23 183H22V184H23ZM25 183H26V181H25ZM44 183H45V182H44ZM54 183H55V182H54ZM82 183H83V182H82ZM82 183H81V185H82ZM98 183H99V181H98ZM101 183H102V182H101ZM158 183H159V181H158ZM161 183H162V181H161ZM187 183H189V182H187ZM2 184H3V183H2ZM2 184H0V185H2ZM7 184H8V183H7ZM46 184H47V183H46ZM48 184H49V183H48ZM48 184H47V185H48ZM99 184H100V183H99ZM143 184H145V183H143ZM147 184H148V183H147ZM151 184H152V185H151ZM162 184H163V183H162ZM175 184H177V183H175ZM175 184H174V185H175ZM178 184H179V183H178ZM5 185H6V184H5ZM9 185H10V184H9ZM28 185H29V184H28ZM38 185H40V184H38ZM43 185H44V184H43ZM78 185H79V184H78ZM108 185H109V184H108ZM113 185H114V184H113ZM140 185H141V184H140ZM159 185H160V184H159ZM165 185H167V184H165ZM2 186H3V185H2ZM7 186H8V185H7ZM23 186H24V185H23ZM32 186H33V185H32ZM32 186H31V187H32ZM44 186H46V185H44ZM116 186H117V185H116ZM142 186H143V185H142ZM142 186H141V188L143 189ZM144 186H145V185H144ZM160 186H161V185H160ZM167 186H168V185H167ZM170 186H171V185H170ZM181 186H182V185H181ZM5 187H6V186H3V188H5ZM9 187H10V186H9ZM26 187L28 188V186H26ZM29 187H30V186H29ZM48 187H49V185H48ZM77 187H78V186H77ZM79 187H80V186H79ZM81 187H82V186H81ZM98 187L100 188V185H99ZM106 187H107V186H106ZM146 187H147V186H146ZM154 187H156V186H154ZM162 187H163V186H162ZM165 187H166V186H165ZM6 188H7V187H6ZM13 188H14V187H13ZM19 188H20V187H19ZM27 188H25V189H27ZM44 188H45V187H44ZM50 188H51V187H50ZM56 188H57V187H56ZM56 188H55V189H56ZM94 188H95V187H94ZM94 188H93V189H94ZM104 188H105V186H104ZM104 188H101V189H104ZM112 188H113V187H112ZM117 188H118V187H117ZM119 188H120V187H119ZM130 188H131V186H130ZM139 188H140V187H139ZM139 188H137V189H139ZM141 188H140V189H141ZM151 188H153V187H151ZM156 188H158V187H156ZM159 188H160V187H159ZM167 188H169V186H168ZM172 188H173V187H172ZM1 189H2V188H1ZM11 189H12V188H11ZM17 189H18V188H17ZM17 189H16V190H17ZM55 189H54V191H55ZM124 189H125V188H124ZM132 189H133V188H132ZM140 189H139V191H140ZM144 189H145V188H144ZM153 189H154V188H153ZM153 189H152V190H153ZM164 189H165V188H164ZM176 189H177V188H176ZM37 190H38V189H37ZM39 190H40V189H39ZM49 190H50V189H49ZM52 190H53V189H52ZM52 190H51V191H52ZM56 190H57V189H56ZM104 190H105V189H104ZM146 190H147V189H146ZM215 190H216V188H215ZM19 191H20V190H19ZM28 191H29V190H28ZM34 191H35V190H34ZM42 191H43V190H42ZM57 191H58V190H57ZM108 191H110V190H108ZM114 191H115V190H114ZM118 191H120V190H118ZM125 191H126V190H125ZM129 191H131V190H129ZM173 191H174V190H173ZM219 191H220V190H219ZM11 192H12V191H11ZM11 192H10V193H11ZM17 192H18V191H17ZM30 192H31V191H30ZM30 192H29V193H30ZM48 192H49V191H48ZM52 192H53V191H52ZM99 192H100V191H99ZM157 192H158V191H157ZM162 192H163V191H162ZM165 192H166V191H165ZM2 193H3V192H2ZM15 193H16V192H15ZM32 193H33V195L31 196V199L28 201V202H29L28 205H29L30 207L34 208V209H35L37 206H38L37 208H40V207H41L46 201H47V203L49 204V207H52V206H54V204L57 203V202H56V203H53L54 200H50L51 198H49V197H50V196L53 197V196L51 195V192H50V194L47 193V191H46L47 194H46L45 192H40V191H39V192H36V191H35V193H34V192H32ZM54 193H56V192H53V195H56V194H54ZM123 193H124V192H123ZM146 193H147V192H146ZM155 193H156V192H155ZM163 193H164V192H163ZM163 193H162V194H163ZM211 193H212V192H211ZM221 193H222V191H221ZM34 194H35V195H34ZM115 194H116V193H115ZM126 194H128L127 191H126ZM135 194H136V193H135ZM143 194H144V193H143ZM3 195H4V193H3ZM28 195H29V194H28ZM76 195H77V194H76ZM79 195H80V194H79ZM116 195H117V194H116ZM155 195H156V194H154V197H155ZM216 195H217V194H216ZM5 196H6V195H5ZM8 196H9V195H8ZM10 196H11V195H10ZM15 196H17V195H15ZM23 196H24V195H23ZM29 196H30V195H29ZM29 196H28V197H29ZM56 196H58V194H57ZM56 196H55V197H56ZM74 196H75V195H74ZM74 196H73V197H74ZM112 196H113V195H112ZM122 196H123V195H121V197H122ZM124 196H126V195H124ZM225 196H226V195H225ZM6 197H7V196H6ZM6 197H5V198H6ZM11 197H12V196H11ZM13 197H14V196H13ZM58 197H59V196H58ZM58 197H57V198H58ZM60 197H62V199H63L64 196H60ZM60 197H59V198H60ZM75 197H76V196H75ZM114 197H115V198H114V200H115V199H116V196H114ZM126 197H127V199H126ZM126 197H125V199L128 200V199H129V198H128V195H127ZM149 197H150V195H149ZM158 197H159V196H158ZM210 197H212V195H211ZM219 197H220V196H219ZM227 197H228V196H227ZM3 198H4V197H3ZM14 198H15V197H14ZM19 198H20V196H19ZM26 198H27V197H26ZM69 198H70V197H69ZM119 198H120V195H119ZM130 198L133 199L132 197H130ZM214 198H216V197L214 196ZM7 199H9V198H7ZM16 199H17V198H16ZM20 199H21V198H20ZM47 199H48L49 201H48ZM62 199L60 198V201H61ZM65 199H66V196H65ZM72 199H73V198H72ZM74 199H75V198H74ZM121 199H122V202H123V199H124V198H121ZM125 199H124V200H125ZM131 199H129V200H131ZM219 199H220V198H219ZM9 200H10V199H9ZM18 200H19V199H18ZM21 200H22V199H21ZM27 200H28V199H27ZM45 200H46V201H45ZM68 200H69V199H68ZM70 200H71V199H70ZM70 200H69V201H70ZM78 200H79V199H78ZM134 200H135V199H134ZM140 200H141V199H140ZM207 200H208V199H207ZM3 201H4V200H3ZM6 201H7V200H6ZM14 201H15V200H14ZM64 201H65V200H64ZM116 201H118V198H117ZM202 201H203V200H202ZM20 202H21V201H20ZM23 202H24V201H23ZM75 202H76V199H75ZM119 202H120V200H119ZM122 202H120V203H122ZM126 202H127V201H126ZM131 202H132V201H131ZM207 202H209V200H208ZM218 202H219V201H218ZM0 203H2V201H1ZM5 203H6V202H5ZM5 203H4V204H5ZM9 203H11V201H10ZM13 203H14V202H13ZM59 203H63V200H62V202H59ZM64 203L66 204V202H64ZM64 203H63V204H64ZM68 203H69V202H68ZM68 203H67V204H68ZM120 203H119V204H120ZM124 203H125V201H124ZM124 203H122V204H124ZM128 203H129V201H128ZM128 203H126V205H127ZM135 203H136V202H135ZM138 203H139V202H138ZM223 203H225V202H223ZM21 204H22V203H21ZM23 204H24V203H23ZM26 204H27V203H26ZM48 204H46V205H48ZM65 204H64V209H63V207H61V208H62L61 210H60V205H59V207H56V206H55L57 211H58V209H59V211H58L59 213H58L55 209H52V208H51V210H53V211L55 210V211H56V212L54 211L56 214L52 212L54 215H56V217L53 216V214L51 215V217L53 216L52 218L49 216L51 219H50L49 217L46 218V216H48V215L44 216L45 213H43V212H46L47 210H49L50 208H48V209L45 210V211L42 210V214H43V215L40 214V215H42L41 217L43 218V216H44V217H45L44 220L46 219L45 221H48L49 219H50L51 221H50V224H49L48 222H47V223L45 222V223H46V226H47V227L44 226V229H45V230L42 228L43 225H41V228H42L43 230H42L41 228H38V229H37V230L41 229V230H40L41 233H39V235H36V236L38 237V239H37V241H36L34 244H31V241L29 242V243H30V244H29L28 241H27V240H29V239L32 238V237L30 238V236L34 235V233H30V236H29V235H28V234H29V228H24V230L22 231L23 233H24L25 229H28V232H27L28 234H26V232L24 233V234H26L25 237H26L27 235L29 236V239L26 238V241H27L28 244L23 246V247H25V248H26V246H27V248H26V250L24 251L23 247L21 246V245H23V244H21L20 246L22 247L21 249L23 250L22 253H21V250H20L18 247H17V248L20 250V251H19V252H20L19 255L21 254V255H23V256H21V257L18 258V259H16L17 256H16L15 258H13V256L11 257V258L17 260V264H27V263L29 262L28 260H30V259H31V262H30L29 264H92L91 262H89V261L87 260V253H86V251L82 248V245H81V241H80V239H79L77 236H74V235H73V232H74V230H75V229H74V228H75V222H78V223L81 224L82 221H81V219L78 218V216H76V213H75L74 211L72 212L71 210H69V211H71V213H70L69 211H67L69 214L66 213V212H64V211L66 210V208L68 207L67 204H66V205H65ZM205 204H206V203H205ZM210 204H211V202H210ZM210 204H209V205H210ZM225 204H226V203H225ZM231 204H232V203H231ZM242 204H243V203H242ZM8 205H9V204H8ZM50 205H52V206H50ZM57 205H58V203H57ZM126 205H123V206H126ZM128 205H129V206H130V205L133 206L132 203H131V204H128ZM199 205H200V204H199ZM201 205H202V204H201ZM209 205H206V206H209ZM233 205H234V204H233ZM0 206H1V205H0ZM12 206H13V204H12ZM15 206H16V207H15ZM22 206H23V205H22ZM24 206H27V205H24ZM24 206H23V207H24ZM39 206H40V207H39ZM61 206H63V205H61ZM65 206H66V208H65ZM69 206H70V204H69ZM135 206H138V205H137V204H134V207H135ZM144 206H145V205H144ZM217 206H219V205L217 204ZM223 206H224V205H223ZM1 207H2V206H1ZM7 207H8V206H7ZM10 207H11V206H10ZM13 207L16 209V208H18L19 206L17 207V204H16V205L14 204ZM13 207H11V210H12ZM47 207H48V206H47ZM70 207H71V206H70ZM139 207L141 208L142 206L139 205ZM200 207H201V206H200ZM209 207H210V206H209ZM211 207H212V206H211ZM220 207H221V206H220ZM227 207H228V206H227ZM8 208H9V207H8ZM8 208H7V209H6V208H3L2 211H1V210H0V211H1V212H3V211L6 212V210H8ZM26 208H28V207H26ZM37 208H36V209H37ZM41 208L44 209V208H46V207L43 206V207H41ZM53 208H54V207H53ZM57 208H58V209H57ZM126 208H127V207H126ZM135 208H136V207H135ZM171 208H172V207H171ZM174 208H175V207H174ZM201 208H202V210H203V207H201ZM212 208H214V207H212ZM212 208H211V209H212ZM225 208H226V207H225ZM4 209H5V210H4ZM22 209H23V208H22ZM28 209H30V208H28ZM127 209H128V208H127ZM133 209H134V208H133ZM141 209H143V208H141ZM178 209H179V208H178ZM187 209H188V208H187ZM211 209H208V210H211ZM218 209H219V208H218ZM17 210H18V209H17ZM17 210H16V211H17ZM19 210H21V209L19 208ZM19 210H18V211H19ZM23 210H24V209H23ZM51 210H50V211H51ZM67 210H68V208H67ZM135 210H136V209H135ZM135 210H134V211H135ZM138 210L140 211L139 208H138ZM138 210H137V212H139ZM144 210H145V209H144ZM169 210H170V209H169ZM183 210L186 212V208L183 209ZM196 210H198V209L196 208ZM199 210H200V209H199ZM213 210H215V208H214ZM13 211H15V210H13ZM13 211H12V212H13ZM16 211H15V212H16ZM18 211H17V212H18ZM27 211H28V210H27ZM142 211H143V210H142ZM163 211H165V210H163ZM175 211H176V210H175ZM188 211H189V210H188ZM192 211H193V210H192ZM203 211H204V210H203ZM12 212H11V213H12ZM47 212H48V211H47ZM47 212H46V213H47ZM60 212H61V213H60ZM63 212L65 213L64 215H63ZM145 212H146V214H149V211H148V212L145 211ZM145 212L143 211V215L145 214ZM161 212H162V211H161ZM167 212L169 213V211H167ZM170 212H171V211H170ZM212 212H213V211H212ZM212 212H210V213L212 214ZM9 213H10V212H7L6 214H9ZM19 213H21V211H19ZM19 213H18V216H20ZM39 213H40V211H39ZM48 213H49V212H48ZM48 213H47V214H48ZM57 213H58V214H57ZM127 213H128V212H127ZM127 213H126V215H127ZM140 213L142 214L141 211H140ZM199 213H200V212H199ZM202 213H203V212H202ZM204 213H205V212H204ZM229 213H230V212H229ZM229 213H228V214H229ZM13 214H14L15 217H16V214H15L14 212H13ZM22 214H23V213H22ZM67 214H68V215H67ZM129 214H130V213H129ZM129 214H128V215H129ZM131 214H132V215H133V214H134V215H137L138 213H135V212L133 213V212H131ZM131 214H130V215H131ZM166 214H167V213H166ZM166 214H165V215H166ZM178 214H179V213H178ZM200 214H201V213H200ZM208 214H209V212H208ZM213 214H216V212L213 213ZM224 214H226V213H224ZM1 215H2V213H1ZM1 215H0V216H1ZM3 215H4V214H3ZM9 215H10V214H9ZM9 215H8V218H7V219L1 217L2 219H5V220L2 221V222H1L2 219L0 218V219H1V220H0V222H1V223H0V224H1L0 229H1V230L4 229V228H6V227L9 225V224H8L9 222L12 223L11 221H12V219H14V215H13V217H12V216L9 217ZM132 215H131V216H132ZM134 215H133V216H134ZM138 215H139V214H138ZM153 215H154V214H153ZM169 215H170V214H169ZM171 215H172V216H177V214H175V212H174V214H171ZM181 215H182V214H181ZM181 215H180V218L178 217V218H179V221L181 220V217H182ZM185 215H186V214H185ZM185 215H183V216H185ZM206 215H207V214H206ZM206 215H205V216H206ZM131 216H129L130 219H131ZM140 216H141V215H140ZM140 216H135V217H140ZM150 216H151V215H149V220H150ZM162 216H163V215H162ZM194 216H195V215H194ZM208 216H209V215H208ZM225 216H226V215H225ZM225 216H224V217H225ZM81 217H82V216H81ZM124 217H125V214H124ZM127 217H128V216H127ZM143 217H147V218H148V216H146V215H144ZM152 217H153V216H152ZM167 217H168V216H167ZM192 217H193V216H192ZM196 217H197V216H196ZM212 217H214V216H212ZM218 217H219V216H218ZM220 217H221V216H220ZM42 218H40V219H42ZM53 218H54V219H53ZM82 218H83V217H82ZM85 218H86V217H85ZM125 218H126V217H125ZM163 218H164V217H163ZM165 218H166V217H165ZM170 218H171V217H170ZM190 218H191V217H190ZM208 218H209V217H208ZM210 218H211V217H210ZM216 218H217V217H216ZM47 219H48V220H47ZM128 219H129V218H128ZM134 219H136V218H134ZM134 219H133V220H134ZM140 219H141V218H140ZM142 219H143V218H142ZM142 219H141V220H142ZM15 220H16V219H14V222H13L14 224L16 223ZM20 220L22 221L23 219H20ZM20 220H19V222H20ZM42 220H43V219H42ZM44 220H43V221H44ZM87 220H88V219H87ZM136 220H137V219H136ZM147 220H148V219H147ZM171 220H172V219H171ZM183 220H184V219H183ZM212 220H213V219H212ZM225 220H226V219H225ZM17 221H18V219H17ZM39 221H40V220H39ZM43 221H41V222L44 224ZM131 221H132V220H131ZM134 221H135V220H134ZM137 221H138V220H137ZM137 221H135V224H136ZM188 221H189V220H188ZM192 221H193V219H192ZM192 221H189V222L191 223ZM201 221H202V220H201ZM203 221H204V220H203ZM205 221H206V220H205ZM205 221H204V222H205ZM22 222H24V221H22ZM27 222H28V221H27ZM27 222H26V223H27ZM88 222H89V221H88ZM142 222H143V221H142ZM142 222H141V223H142ZM146 222H147V221L145 220V221H144V224H140L139 221H138L137 223H139V224H140L139 227H141V225H145ZM165 222H166V221H165ZM167 222H168V221H167ZM170 222H171V221H170ZM173 222H174V221H173ZM210 222H211V220H210ZM210 222H209V223H210ZM17 223H18V222H17ZM17 223H16V224H17ZM24 223H25V222H24ZM82 223H83V222H82ZM168 223H169V222H168ZM175 223L177 224V222H175ZM179 223H180V222H179ZM179 223H178V225H180ZM183 223L185 224V223H187V221H185V222L182 221V224H183ZM211 223H212V222H211ZM211 223H210V225H211ZM215 223L217 224V222H215ZM6 224H8V225H6ZM32 224H33V223H32ZM139 224H138V225H139ZM176 224H172V226L174 225L173 227H175ZM203 224H204V223H203ZM5 225H6V226H5ZM19 225H20V226H19ZM24 225H25V224H24ZM38 225L40 226V224H38ZM136 225H137V224H136ZM138 225H137V226H138ZM169 225H171V224L169 223ZM178 225H177V227H178V229H179L181 226L179 227ZM186 225H187V224H186ZM186 225H185V226L182 225V227H183V226L186 227ZM191 225H192V223H191ZM193 225H195V224H193ZM197 225H198V224H197ZM201 225H202V224H201ZM208 225H209V224H208ZM208 225H207V226H208ZM2 226H5V227L2 228ZM10 226H11V224L9 225V227H10ZM16 226L19 227V228H18L19 230H20V227H22L21 229H23V227H25V226H22V224H21V222H20L18 225H14V226L12 225V227H14L13 229H15V230H13V231H18V230L16 229ZM30 226H33V225H30ZM188 226H189V225H187V227H188ZM202 226H203V225H202ZM254 226H255V225H254ZM26 227H29V224L26 225ZM145 227H146V226H144V228H145ZM169 227H171V226H169ZM169 227H168V228H169ZM177 227H175L176 229L173 228V230H172V228H170V230L167 232V234H168L169 232H171L172 235H170V233H169V235H170L169 237H168V236H165V235H161V236L157 237V238H158V239H157V240H158V243H157V242H156V243H157V244L160 243V247H159V245H158V249L160 248L159 250H161L162 253L164 252V254H165V256H166V257H163V258L165 259V258H167V257H171L172 259H170V260H169V258H167V259H168L170 262H171V260H174V262H175L176 264H198L197 262H200L201 259H203L204 257H203V258H200V257H201V256H200V257H199V261H198V258L195 257V260H196V258H197V262L195 261V263H194V256H195V255L193 254V258H192V255H191V254L193 253V252H192L193 249H192V250L189 249V248L192 246L191 244H193V246L196 245V244L194 245V241H193V243L190 244L191 246H187V247H189L187 250H189V251L191 250L192 253H190L189 251H187L188 253H186L187 255H189V253H190L191 258L193 259V263H190V262L188 261V260L191 259L190 257H189L190 259H188V260L185 259V258H187L188 256H187V257L185 256V257L183 258L184 260L180 258V257H182V255H181V248H182L183 250H185L186 248H185V249H184V247H181V248H180V247H179V244H177V242H178V243L181 242L180 240L182 239L181 237H180L181 239H179V237H178V235L181 234L182 232L177 233V231H176V230H177ZM194 227H195V226H194ZM216 227H217V226H216ZM30 228H31V227H30ZM91 228H92V226H91ZM97 228H98V227H97ZM137 228H138V227H137ZM144 228L142 227L141 229H144ZM164 228H165V227H164ZM168 228H167V229H168ZM192 228H193V227H192ZM197 228H198V227H197ZM204 228H205V227H204ZM6 229H7V228H6ZM8 229H9V228H8ZM99 229H100V228H99ZM180 229H181V228H180ZM188 229H190V227L187 228V230H186L187 232H189ZM209 229H210V228H209ZM209 229H208V230H209ZM212 229H213V228H212ZM1 230H0V231H1ZM95 230H97L96 227H95ZM145 230H147V228H146ZM190 230H192V229H190ZM193 230H194V228H193ZM196 230H198V229H196ZM204 230H205V229H204ZM206 230H207V229H206ZM216 230H217V229H216ZM4 231H5V230H4ZM4 231H1V232H4ZM7 231H8V230H7ZM165 231H166V230H165ZM178 231H180V230H178ZM183 231H184V230H183ZM186 231H184V232H186ZM223 231H224V230H223ZM249 231H250V230H249ZM1 232H0V235H2ZM20 232H21V231H19V233H20ZM22 232H21L20 234H23ZM37 232H38V231H37ZM184 232H183V233H184ZM191 232H192V231H191ZM201 232H202V231H201ZM203 232H204V231H203ZM206 232H207V231H206ZM206 232H205V233H206ZM7 233H12V235H13L14 232H11V231H10V232H6V231H5V234H7ZM19 233H18V232H17V233L15 232V233H14V236L18 235ZM97 233H98V232H97ZM161 233H162V232H161ZM193 233H195V230H194V232H192V234H193ZM208 233H209V232H208ZM208 233L206 234V236L208 235ZM213 233H214V232H213ZM20 234H19L18 236H19V237L22 236L21 238L23 239V235L20 236ZM31 234H32V235H31ZM157 234H158V233H157ZM157 234H156V235H157ZM165 234H166V233H165ZM167 234H166V235H167ZM188 234H189V233H188ZM192 234H191V236H193ZM198 234L200 235V230H199V233H198ZM203 234H204V233H203ZM7 235H8V234H7ZM96 235H97V234H96ZM101 235H102V233H101ZM159 235H160V234H159ZM185 235H186V234H185ZM189 235H190V234H189ZM196 235H197V234H196ZM201 235H202V234H201ZM211 235H212V237H213V234H211ZM2 236H4V234H3ZM5 236H6V235H5ZM5 236H4V238L6 239ZM10 236H11V235H10ZM174 236H177V238L179 239V241H176L177 239H175V240H174V243H173L172 241H168V240H167V239L170 240V237H172V239H173ZM181 236H182V235H181ZM191 236H190V237H191ZM197 236H198V235H197ZM204 236H205V235H204ZM25 237H24V238H25ZM99 237H101V236H99ZM202 237H203V236H202ZM202 237H201V238H202ZM207 237H208V236H207ZM207 237H206V238H207ZM209 237H210V236H209ZM209 237H208V239H211V238H212V237H211V238H209ZM8 238L11 239L12 236H11V238H10V237H8ZM8 238H7V239H8ZM33 238H34V237H33ZM185 238H187V236H186ZM185 238H184V239H185ZM188 238H189V237H188ZM194 238H195V237H194ZM198 238H199V237L196 238V239H197V243H198L199 240H200V238H199V240H198ZM222 238H223V236H222ZM0 239H1V236H0ZM5 239H4V240H5ZM16 239H18L17 241H19V242H18L19 244H20L21 242L24 243V242H23L24 240L21 239V240H22V241H21L20 238H18V237H17ZM208 239H207V242L210 241V240L208 241ZM212 239H213V238H212ZM250 239H251V238H250ZM4 240L2 241L3 244H4V245H9V244H5L7 241L5 242ZM191 240H192V239H191ZM191 240L188 241V240L186 239L185 242L188 241L186 244H189V242H190ZM193 240H195V239H193ZM201 240H202V239H201ZM205 240H206V239H205ZM215 240H216V239H215ZM9 241H12L13 244H14V242H16V240H13V239H12V240H8L7 243H9ZM20 241H21V242H20ZM175 241H176V242H175ZM219 241H221V240H219ZM2 242H0V245H2V244H1ZM4 242H5V243H4ZM32 242H33V241H32ZM191 242H192V241H191ZM195 242H196V241H195ZM200 242H201V241H200ZM203 242H204V241H203ZM216 242H217V241H216ZM182 243H183V242H182ZM182 243H181V244H182ZM201 243H202V242H201ZM201 243L199 244V246L203 244V243H202V244H201ZM212 243H213V241H212ZM10 244H11V242H10ZM13 244H11V245H13ZM19 244H18V246H19ZM25 244H26V243H25ZM183 244H185V243H183ZM204 244H206V242H205ZM217 244H218V243H217ZM219 244H220V243H219ZM4 245H2V247H3ZM11 245H9V247H10ZM16 246H17V245H16ZM20 246H19V247H20ZM204 246H205V245H204ZM210 246H211V244H210ZM216 246H217V245H216ZM216 246H215V247H216ZM4 247H5V246H4ZM4 247H3V248H4ZM13 247H15V245H13L12 247H10V248H11L10 250L7 249L8 247H7V248L5 247V248H6V252H8L7 250H9V251L12 253L11 250L13 249ZM197 247H198V246H197ZM205 247H207V246H205ZM215 247H213V248H215ZM244 247H245V246H244ZM5 248H4V249H5ZM15 248H16V247H15ZM15 248H14L13 250H17V249H15ZM192 248H193V247H192ZM201 248H202V247H201ZM209 248H211V247H209ZM196 249H197V248H196ZM202 249H203V248H202ZM202 249H199V251L202 250ZM206 249H207V248H205V250H206ZM211 249H212V248H211ZM219 249H220V248H219ZM212 250H213V249H212ZM214 250H215V249H214ZM0 251H1V252L3 251V254H4V252H5V250H3L2 248L0 249ZM193 251H194V250H193ZM199 251H198V252H199ZM1 252H0V253H1ZM6 252H5V253H6ZM23 252H25V253H23ZM157 252H158V251H157ZM159 252H160V251H159ZM183 252H184V251H182V253H183ZM185 252H186V251H185ZM195 252H196V251H194V253H195ZM200 252H201V251H200ZM200 252H199V253H200ZM206 252H207V251H206ZM209 252H210V251H209ZM215 252H216V250H215ZM8 253H9V252H8ZM11 253H10V254H11ZM15 253H18V250H17V252H16V251L13 252L12 255H14V256H15V255H18V254H15ZM202 253H203V251H202ZM24 254H25V255H24ZM159 254H161V253H159ZM184 254H185V253H184ZM184 254H183V256H184ZM196 254H198V253H196ZM205 254H206V253H205ZM207 254H208V252H207ZM211 254H212V255H211ZM211 254H208V256L210 255V256L213 257V255H215V254L213 253V251H212ZM221 254H222V253H221ZM161 255H163V254H161ZM203 255H204V254H203ZM203 255H202V256H203ZM222 255H223V254H222ZM0 256H2V255H0ZM5 256H6V254H5ZM10 256H11V255H10ZM163 256H164V255H163ZM196 256H199V254L196 255ZM208 256H207V258H206V256H205V259H204V260L209 259ZM3 257H4V256H3ZM3 257H2V258H3ZM216 257H217V255H216ZM0 258H1V257H0ZM2 258H1V263H3V261H5L6 258H8V255H7V257L4 258V260H3ZM27 258H28V259H27ZM156 258H158V257H156ZM156 258H155V260H158V259H156ZM159 258H160V257H159ZM161 258H162V256H161ZM163 258H162V260H160V259L158 260V261H160V263H157V262H156V263H157V264H161V263H162L161 261H163V264H164V260H163ZM213 258H215V257H213ZM213 258H212V259H213ZM219 258H220V257H219ZM9 259H10V257H9ZM23 259H24V260L27 259L28 262L25 261V263H24V262H23ZM167 259H166L165 261H167ZM192 259H191V260H192ZM217 259H218V258H217ZM246 259H247V258H246ZM11 260H12V259H11ZM11 260H10V261H11ZM16 260H15V262H14L13 260H12V261L16 264ZM132 260H133V258H132ZM132 260H131V261H132ZM136 260H137V259H135L134 261H136ZM182 260H183V261H182ZM210 260H211V259H210ZM210 260H209V261H210ZM215 260H216V259H215ZM215 260H214V261H215ZM6 261H7V264L10 262L9 260H6ZM206 261H208V260H206ZM206 261H205V262H206ZM209 261H208V263H210ZM214 261H213V262H214ZM218 261H219V260H218ZM221 261H222V260H220L219 262L221 263ZM132 262H133V261H132ZM132 262H131V263H132ZM136 262H137V261H136ZM138 262H139V261H138ZM170 262H168V264H170ZM191 262H192V261H191ZM203 262H204V261H203ZM203 262H202V263H203ZM211 262H212V261H211ZM213 262H212V263H213ZM1 263H0V264H1ZM175 263H173V264H175ZM202 263H201V264H202ZM206 263H207V262H206ZM206 263H205V264H206ZM214 263L217 264L216 261H215ZM223 263H226V262H223ZM234 263H235V262H234ZM4 264H6V262H5ZM9 264H10V263H9ZM11 264H12V263H11ZM133 264H135V262H133ZM165 264H166V262H165ZM171 264H172V263H171ZM210 264H211V263H210ZM226 264H228V263H226Z\"/></svg>",
  "mask_w": 264,
  "mask_h": 264
}]
</instances>
